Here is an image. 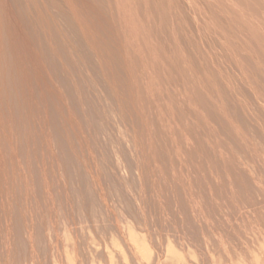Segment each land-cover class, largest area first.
Here are the masks:
<instances>
[{"label":"bare ground","instance_id":"1","mask_svg":"<svg viewBox=\"0 0 264 264\" xmlns=\"http://www.w3.org/2000/svg\"><path fill=\"white\" fill-rule=\"evenodd\" d=\"M15 1V0H14ZM32 1V0H31ZM103 1V0H102ZM186 1V3H187V5H189V8H190V10L193 12V13H191L192 15L194 14V16H192V17H189V18H192V24L191 25H193L192 27L194 28V27H196V28H202L200 25L203 23L205 26H206V29L208 28V31L209 30H214L215 31V35L217 34V36L219 37L218 39V41L217 42H219V46H220V49H221V54H220V52L217 54L216 53V55H213L214 57L216 56V57H218V58H216V60L217 59H220L219 57L221 56L222 58V62H226L227 60L226 59H228V64H227V62H226V64H227V66L225 65V63H223L224 65V68H223V66H222V62L220 61V65L219 66H222V68L221 67H218V63H217V66L216 65H213V64H209V62H207L206 64H201L200 63V61L201 60H199V59H197L196 60V58L194 57H192L189 53H187L186 52V50H185V48H183V46H181V43H180V36H182V35H180V33H181V31L183 32V30H184V24H182L183 22H180L181 20H180V18L181 17H183L182 15L180 16V11L181 10H179L180 9V1L179 0H161L160 2H158L159 4H157L156 5V7L154 8V10H156V12L157 13H159L160 14V17L162 18V20H163V22H164V24H163V26H164V28L165 27H169L171 24V20H172V22L174 21V16H176V18H175V24L173 23L172 24V26H170V30H169V32H170V37H171V39H172V43L171 44H173V49H172V54H170L169 52H167V50H165V48H163V47H161L162 49L161 50H158L157 49V47H155V45L156 44H158L159 46H160V44L157 42L155 45L153 44L154 42V40L152 41V35H150V30H151V32H152V29H148L147 28V26L145 25V21H144V19L140 16V13H139V11H138V7H140L139 6V3H137V0H113V4H114V6L112 7V8H115L116 10H117V16L119 17V20H118V24L116 23V22H114V24H113V26H115V28H117V27H121V30H119L118 29V31H116V32H114L115 30L113 29L112 30V32L115 34L116 33V38H117V40H118V45H117V47H116V45H114L112 42H110L113 46H115V47H111V45H109L110 43H108L107 41H112V40H110L111 39V37H109V34L111 33V35H112V32L111 31H109L110 33H108L107 35H105L104 34V36H106V38L108 37L109 38V40H108V38L107 39H105V37L103 36V31H101L102 29L101 28H104V24L102 23V22H100L101 20H100V17L99 16H97V15H94V13H97V10L94 8V7H91L90 6V4H89V2H87L89 5H87L86 3H85V0H66V3L68 4L67 6H69V10L71 11V14H69V13H66L64 10L63 11H60L57 7V11L59 12V16H60V18L59 19H61L62 21H63V23H64V30H62L63 31V34L64 35H62V39H63V41H64V43L62 42V44H63V47H61L60 48V46L59 45H57V43L56 42H58V40L60 39V38H58V40L56 39V37H57V34H53L52 32H51V30H50V25L48 26V28H47V26H46V28L44 27L45 25H48L49 23L47 22V20H44V22H47V23H45V25H43V28H42V26H40V25H42V24H40L39 23V26L42 28L41 30H43L42 32H44V34H45V36L47 37V41H49V46H47L46 47V49H45V47L44 46H40L41 44H40V42H38V38H37V36H36V31H35V33H34V31L33 30H31V27H32V23H31V21H27V19L23 16V14H16V12L15 11H13L12 9H11V7H10V3L8 4L7 2H8V0H7V2L5 1V0H0V30L1 31H3V33H5V35L7 36V40L9 41V47L10 48H12L11 49V53H12V55L11 56H13V62L11 63V64H13V69L14 70H12L11 72H13L14 71V73L16 74V78H14V79H16V85H17V83H19L21 86H25V88L26 89H28V91L30 92V95H31V98H29L30 100H33L32 102L33 103H36L35 101H36V99L34 100L33 98H32V95L33 94H36V91H35V89L33 90V88L34 87H39L40 89H41V91H42V95H43V99H44V101H45V105L46 104H48V106H52V107H55L57 110V112L59 113V116L62 118V123H64V125L63 126H65V128L63 127V129H64V131H66L68 134H74V136L76 137L75 139L77 140V139H79V141H81V142H77L78 143V145H79V143L81 144L80 145V151L79 152H76V153H73L74 155H75V157H77L76 158V160L78 159H80L81 157H80V155L82 156V158H84V157H88V159L92 162V163H95V167L97 168H95V170H98V169H100V168H98V166H97V164H98V162H100V160H102V159H104V157L105 156H107V155H100V157L102 158H100V160H98L97 161V159H99L98 157H97V154H96V152H93L92 150H91V141H89L88 139H90V138H87L86 137V135L84 134V132H85V130H84V123L86 124V122H82L81 121V119L79 118L80 116H78V113H77V110H75V107H73L74 105H76V107L78 106V107H80L81 108V112H83V114L85 113V110L87 111V113L89 112V111H91V109H89V110H87L86 108H85V105H86V103H87V101H88V95L90 96V95H94V96H96L98 99H96V101L98 100V104H100L99 102H103V103H101V104H103V106H104V104H106V106H104V108L106 107V112L105 113H103V114H105V117H102V116H100L99 114L101 113V115H102V112H98L97 110H99L100 108H101V110L103 109L104 110V108H102V106H100V105H98V104H96L97 102H95L94 103V99H92L93 101H91V99H90V101H88L89 102V104H88V106L90 105V104H92V103H90V102H93L94 104H96L97 106V108L95 109H92V111L91 112H89L90 114H89V116H87V114H86V116H84V117H86V121L89 123V125H91L93 128L92 129H94V126H96V130L97 131H95V132H98V131H101V133H106V134H108V136H109V132L107 131L108 129L110 130V126H109V124L111 125V127H112V120H111V118L114 120V118H115V120H116V122L118 123H116L117 125H120V127L121 126H123L124 127V129H125V131H122V130H124L123 128L120 130V127H119V131L120 132H118V127L117 126H114V129H113V127H112V129L113 130H115V127H116V129L117 130H115L116 132H118V133H120V134H118V133H116L115 135H116V137L119 139H117L118 141H114L112 138V140L113 141H111V143H113V146H115L116 148H117V150L115 149V147H114V149H113V156H111V157H109L108 159H111L110 161V163H109V166H110V164L112 165V167H114L115 169L114 170H112V168H111V170L109 171L108 169V171L106 170V166L104 167V165L103 164H105V163H102V164H100L103 168H105V169H100L99 171H101L102 173H104L103 175L104 176H107L106 178L107 179H109L108 181H110L111 180V178L112 179H114V175H113V177H112V174L114 173V174H116L115 176L116 177H118L117 176V174H119L120 173V177H123L124 176V174L123 173H125V171L124 170H126L125 169V167H123V170L122 171H124V172H122L121 171V169L122 168H120L122 165L124 166V164L122 163V162H124L123 160L124 159H126V161L128 160V165H130L131 167V169H132V173H135V175H137L138 177L136 178L135 177V179H134V177H133V179L131 180L133 183H132V192L130 191V187L128 186L129 184H130V182L126 185V181H124V182H126V183H124L125 184V187H126V189H125V187H122V185H115L114 183L116 182L115 180L116 179H114V180H112V183H110L112 186L109 188V189H111L112 191L115 189V191H117V189L116 188H114L113 186H121L122 188H121V190L124 188V190H127L128 192H129V194L127 195V194H125V195H127V196H129V197H127V196H125L124 194H122V192H125V193H128V192H126V191H122L121 192V190H120V188H118L119 189V191H117V192H115V195L116 194H118V195H116L118 198L116 199V197L115 196H112L111 194H114V193H111L110 194V192H111V190H109L108 189V191H109V194H110V196L109 197H112L111 199L112 200H115L116 199V202H118V199H119V201L121 202V200H120V198L124 201V203H125V201H127V199L128 200H130V198L132 199V206H131V203H130V207H126V208H128L127 210H128V213L130 212L129 210L132 208V210H131V213H129V216L131 217V214H132V223H131V221H129V222H127V221H125L124 220V223L126 222V226L125 227H120V226H118L116 229H117V231H115V233H112V231H110L111 229H110V227L109 228H107V229H110L109 231H110V233L108 234L107 232H109V231H107V229H104V231L105 232H103V236H104V238L102 237V236H98V237H100L102 240H104V242L106 241L105 240V235L106 236H109V238L107 237L106 239H108L109 241L111 240L112 241V239L113 240H115V239H119V237H121L122 236V234H123V237H127V239H126V245H125V243L123 242V243H121V244H118L116 241H118V240H115V242H113L112 244H113V250L112 249H109V244H111V241L110 242H108V245H107V243L105 244V249H104V254H105V256L108 258V262H109V264H115V257H118V258H116V260L118 261V262H120L121 264H198V262L195 260V259H193V258H195L196 256H197V252L199 251V249L200 248H198V247H200V246H198V244H201V243H199L198 241L199 240H202V239H200L199 238V236L201 237V235H202V237L201 238H203V240H202V245H203V251L201 250V252L200 253H202L201 255H203L205 252H206V254H204V256L206 255L207 256V259H206V264H244L245 262V264H247L248 262H250V263H253V264H264V260L263 259H261L263 256V253H261L262 255V257L260 258V256L255 252L256 250H261L262 249V247H263V249H262V251L264 250V240H263V235H264V225L262 224V223H264V219L262 220V217H260L259 215L257 216V217H259V220H260V218H261V220H260V222H261V226L259 227V225L257 226V224H259V223H257L255 226H257L258 228H256V227H252V223L250 224V223H248L249 225H250V229L252 230V228H253V230H255L254 228H256V230L258 229V230H260L261 229V231H263L262 233H263V235L261 234V232H260V235H258L257 236V234H256V232H255V234H256V237H252L253 235H254V231L252 232L248 227H247V222L249 221L248 220V218L249 217H252L253 218V216H251L252 214L253 215H257L256 214V212H258V214H260L259 212H262V214L264 213V206H263V208L262 207H260L261 208V210L262 211H260L259 209H257L259 206H260V204H261V206L262 205H264V200H262V199H264L263 197L261 198V200H262V203H258L259 202V200H260V195H261V193L259 192V191H261V192H264V0H216L217 2H215V0H185ZM37 2V1H36ZM111 2V1H110ZM138 2H139V0H138ZM144 2H146L145 4H146V6L148 5V2H149V0H147V1H144ZM168 2V3H167ZM182 2H184V1H182ZM198 2H202V3H204L205 4V6H207L206 8H205V10H204V13L205 12H207L206 14L209 16L211 13H213V14H211L210 16L212 17V18H206L207 17V15H206V17H204L205 16V14H203V16H201V13H200V9H199V7H198ZM51 3V2H50ZM36 4V3H35ZM183 4H185V2L183 3ZM182 4V5H183ZM51 5V7L52 6H54L55 7V3L53 4V3H51L50 4ZM93 5V4H92ZM112 5V4H111ZM141 5V4H140ZM187 5H186V7H187ZM19 6V5H18ZM47 6H49V5H47ZM58 6V5H57ZM166 6H168V7H166ZM205 6H202L203 8L205 7ZM144 7V6H143ZM149 7V6H148ZM147 7V8H148ZM13 8V7H12ZM37 8V7H36ZM47 8V7H46ZM56 8H54V9H56ZM147 8H145V10H147ZM150 8V7H149ZM153 8V7H152ZM61 10H62V8H60ZM99 9V8H98ZM207 9H209V10H211V12L208 14V11H207ZM17 10V9H16ZM96 12H95V11ZM103 10V9H102ZM112 10V9H111ZM189 10V11H190ZM212 10H213V12H212ZM174 11V12H173ZM182 11H183V9H182ZM143 12V11H142ZM149 12H150V10L149 11H147V13L149 14ZM225 12H227V13H229V15H228V17L229 16H232V19H233V21H234V23L232 22V19L230 20L231 21V23H233V26L235 27V28H237V32L235 31V29L233 28V26H232V28L230 27V26H228V23H226L227 21H229L228 20V17H226L225 15H223ZM203 13V12H202ZM226 13V14H227ZM197 14H199V18H201V21H202V23L200 22V20H198V18H196V15ZM42 15V14H41ZM57 15L58 14H56V17H57ZM40 16V15H39ZM43 16V15H42ZM96 17L95 19H93L92 17ZM198 16V15H197ZM220 16H221V18L223 19V17L222 16H224L225 18H224V21H225V19L227 18V21H225V22H223V23H225V24H219V18H220ZM41 17V16H40ZM56 17H54V18H56ZM154 17V16H153ZM187 17V16H186ZM43 18V17H42ZM45 18V17H44ZM48 20H51V23L52 22H54V20H56V19H53V21H52V19H50L49 17H46ZM45 18V19H46ZM146 18V17H145ZM161 18H160V20H161ZM188 18V17H187ZM186 18V19H187ZM231 18V17H230ZM181 19H183L182 21H184L185 22V19L184 18H181ZM221 19V20H222ZM103 20V19H102ZM220 20V21H221ZM147 21H149V19L147 20ZM146 21V22H147ZM61 22V21H60ZM221 23H222V21H221ZM202 24V26H204ZM108 25V24H107ZM106 25V26H107ZM153 25V24H152ZM155 25V24H154ZM153 25V26H154ZM186 25L188 26L189 25V23H188V20H187V22H186ZM191 25H189V26H191ZM221 25V26H220ZM224 25L226 26V27H230L229 29L230 30H232V29H234V32L233 33H230L231 31L230 30H228L226 27V29H223L224 28ZM152 26V27H153ZM150 28H151V26H149ZM160 27V26H159ZM186 27V26H185ZM106 28V27H105ZM105 28H104V33L105 32H107L106 30H105ZM107 28H108V26H107ZM106 28V29H107ZM110 29H112L111 27H109ZM187 28V27H186ZM185 28V29H186ZM51 29H54L53 28V26L51 27ZM61 29H63V28H61ZM166 29V28H165ZM203 29H205V27L203 28ZM55 30H57V29H55ZM184 31H186V30H184ZM198 31H200V29L198 30ZM197 31V32H198ZM202 31V30H201ZM204 31V30H203ZM57 32V31H56ZM59 32V31H58ZM101 33H102V35H101ZM199 33V32H198ZM210 33V32H209ZM114 34L112 35L113 37H114ZM152 34V33H151ZM211 34V33H210ZM56 35V36H55ZM110 35V36H111ZM187 35V34H186ZM199 35V34H198ZM212 35V34H211ZM210 35V36H211ZM214 35V34H213ZM3 36V35H2ZM54 36H55V38H54ZM201 36V35H200ZM209 36V35H208ZM209 36V37H210ZM142 38V44L144 45L143 47H141L140 46V44L138 43V40H139V38ZM168 37V36H167ZM186 37V36H185ZM202 37V36H201ZM208 37V38H209ZM182 38V37H181ZM193 38H194V36H193ZM193 38H189L188 37V42H187V44L189 43H191V41H193V40H190V39H193ZM207 38V39H208ZM1 39V38H0ZM3 39V38H2ZM62 39H60V42H61V40ZM196 39H198V38H196ZM203 39H204V37H203ZM57 40V41H56ZM187 40V39H186ZM206 40V39H205ZM222 40V41H221ZM3 41V40H2ZM46 41V42H47ZM158 41V40H157ZM198 41V40H197ZM164 42V41H163ZM184 42V41H183ZM194 42V41H193ZM192 42V43H193ZM209 42H210V40H209ZM217 42H213V44H212V46L216 43V44H218ZM37 43L39 44V47H44V51H42V49H40L39 47H37L38 45H37ZM185 43V42H184ZM191 43V44H192ZM211 43H212V41H211ZM211 43L209 44V45H211ZM0 44H1V42H0ZM61 43H60V45H62ZM5 45V44H4ZM132 45H135V47L136 48H134V54H133V52H132ZM197 45V44H196ZM204 45V44H203ZM46 46V45H45ZM65 46V47H64ZM157 46V45H156ZM193 46H195V45H193ZM199 46V45H198ZM205 46V45H204ZM215 46V45H214ZM218 47V46H217ZM2 48V47H1ZM7 48V47H6ZM39 48V49H38ZM66 48H68V50L67 51H65V49ZM114 48V49H113ZM188 48V47H187ZM193 48V47H192ZM196 47H194V49H195ZM201 48H202V46H201ZM214 48V47H213ZM213 48H212V52L214 51L213 50ZM215 48H216V46H215ZM200 48L199 47H197V50H199ZM203 49H205V48H202L201 50L202 51H205V50H203ZM206 49H207V47H206ZM39 50H41V51H39ZM216 50V49H215ZM201 51V52H202ZM217 51V50H216ZM215 51V52H216ZM219 51V50H218ZM217 51V52H218ZM4 52V51H3ZM2 52V53H3ZM67 52V53H66ZM68 52H69V54H68ZM207 52H208V50H206V52H204L205 54H207ZM210 52V51H209ZM215 52H213V53H215ZM5 53V52H4ZM7 53H9V52H7ZM169 53V54H168ZM203 53V52H202ZM203 53V54H204ZM133 54V55H132ZM201 54V53H200ZM199 54V55H200ZM204 54V55H205ZM210 53H208V55H209ZM212 54V53H211ZM210 54V55H211ZM220 54V55H219ZM198 55V56H199ZM217 55H219V56H217ZM196 56V55H195ZM206 56V55H205ZM204 56V58H203V56L201 57L202 59H205L206 57ZM212 56V55H211ZM10 57V56H9ZM210 57V56H209ZM213 57V58H214ZM12 58V57H11ZM55 58H58V59H60V62H61V66L58 68L57 66H58V63H57V65H56V63H55V65L56 66H54L53 64H54V62H53V60L55 59ZM211 58V57H210ZM223 58L226 60H223ZM215 59V58H214ZM220 59V60H221ZM10 60V59H9ZM206 60V59H205ZM204 60V61H205ZM7 61V60H6ZM55 61V60H54ZM197 61L199 62L198 64H197ZM215 61V60H214ZM230 61V62H229ZM52 64V65H51ZM201 64V65H200ZM9 65V64H8ZM3 66V65H2ZM118 66V67H117ZM149 66H151V67H153L154 68V70H156V72H155V76H156V74L157 75H159V78H161L162 76H160L161 74H160V72L162 71H164V69H166L167 70V82H171L172 81V83H173V79L175 80V78L177 79V80H182V84L184 83V84H186L185 86L187 87L186 88V94H185V97H184V101H186L187 102V107H188V110H190V112L191 113H188V114H186V111L185 112H183V113H181V111L182 110H184V109H181L180 110V106H179V108H178V105L176 106V109L175 110H180V111H176V113H181L182 115L184 114L186 117H187V115H188V119H189V116L191 115V116H193L192 114H194V116H195V118H197V121H198V119H199V124L198 123H195V122H193V121H191V123H189L190 122V120H189V122H186L184 119L186 118L184 115L182 116H180L181 118H179V119H177L176 118V120H180V121H178L179 123L180 122H182V125H181V123H180V126H178L177 127V131L178 132H176L175 130L176 129H174L173 127H172V123L174 122V124H176L177 125V123H175V122H177L176 120H174L173 118V122L171 123L170 122V119H171V117H170V119L168 120V122L166 123L169 127H171V128H173L172 129V131H174L173 132V134L171 133V135L172 136H175V134H177V136H178V134H179V136L177 137L178 138V140L180 139V141L178 142V140L175 138V137H170L171 138V140H172V138H173V143H172V141H171V144L175 147V150L174 149H172L173 150V155H168V156H166V157H168V159H169V163L172 165V169L175 171V169H177V168H174V166L175 165H177V163L175 162V161H177V162H179V165H184V163L186 162V163H189L188 165H190V162H192V164H194V167H195V169L196 170H194L193 169V171H191V172H195L196 174V176H190V177H192V178H190L189 177V175H190V173H188L189 175H187V178L189 179V181L188 180H186L185 181V179H186V177H184L185 179H183L181 176H178L179 175V173L176 175L175 174V172L173 171V170H169V171H173L170 175H171V179H173V187L172 186H170L171 188H176L175 190H178V189H180L182 192H186L187 194H188V196L189 197H187L188 198V201H185V200H183V199H181L180 201H181V203H179V200H178V198H177V201H178V203L177 204H179L178 206H177V204H176V199H174V197L176 198L177 196H174L173 198H172V200L174 199V205L175 206H177V208L175 207V206H173L172 204L173 203H171V202H173L172 200H170V198L169 197H171V196H169L168 198H169V200L171 201V202H166V203H160L161 202V200L159 201L158 200V198H161L160 196H158V195H162L163 196V194L162 193H164V191H165V193H166V191H169V190H167V188L168 189H170L169 188V186L167 187V185H170V184H168L167 183V181L168 180H171V179H169L170 178V175H167V173L166 172H164V167H162V165H161V163L163 164V155H164V153H163V155L159 152L158 153V151L155 149V144H154V142H155V139L152 141L151 139H149V138H147V139H149L148 141H147V143H145V141L143 140V133L141 132L142 130H140L139 131V129L138 130H136V129H134V131H132V115H133V112L132 111H134V113H136V116L137 115H139V111L141 112V115L143 114V116H146L145 114V112L147 111L146 109L148 108V107H145V106H147V104H149L150 102H151V99H153V97H155V96H157V93H159V95L162 93L161 91H160V86H158L159 84H158V81H157V79H155V76H153L152 74H151V72L152 71H150L149 70ZM226 66V67H225ZM10 67V66H9ZM117 67V68H116ZM4 68H5V66H4ZM4 68H3V70H4ZM7 68V67H6ZM11 68V67H10ZM118 68H121V69H123V71L125 72V76L123 77L119 72H118ZM163 69V70H162ZM6 70V69H5ZM4 70V73L6 72ZM11 70V69H10ZM10 70H8L7 69V72L8 71H10ZM82 70H85V71H87L88 72V79L86 78V77H83V74L82 75H76V72L77 71H82ZM120 70V69H119ZM161 70V71H160ZM10 73V72H9ZM153 73V72H152ZM13 74V73H12ZM3 75V74H2ZM9 75H11V74H9ZM8 76V75H7ZM166 76V75H165ZM1 77V76H0ZM61 79H63L62 81L60 80V78ZM5 78H6V76H5ZM13 78V77H12ZM158 78V77H157ZM148 79V80H147ZM56 80V81H55ZM143 80L144 81H148V82H146L147 84H143ZM162 80V79H161ZM169 80V81H168ZM65 81H67V84L69 85V87H70V89L72 88V91H70V92H72V93H70L69 91H68V89L66 90V91H64V90H62V88H68V85H65L64 83H65ZM133 81V82H132ZM160 81V80H159ZM13 82V81H12ZM12 82H9V84L10 83H12ZM61 82H64L63 84L66 86V87H64V85L61 83ZM14 83V82H13ZM145 83V82H144ZM63 85V86H60V85ZM167 84V83H166ZM7 85V84H6ZM11 85V84H10ZM13 85V84H12ZM11 85V86H12ZM16 85H14L13 87L15 88L16 87ZM19 85V86H20ZM174 85V84H173ZM20 86V87H21ZM1 87V86H0ZM7 87H9V86H7ZM60 87H62V88H60ZM170 87H171V85H170ZM169 87V89H171ZM172 88H173V86H172ZM11 89V88H10ZM17 89H19L18 88V86H17ZM23 89H24V87H23ZM69 89V90H70ZM169 89H168V91H169ZM174 89H176V88H174ZM179 90V89H178ZM35 93H34V92ZM11 92H12V90H11ZM16 92H17V94H19L20 93V91H19V93H18V90H16ZM133 92V93H132ZM182 92V91H181ZM181 92H179V94L181 93ZM184 92V91H183ZM14 93V92H13ZM22 93V92H21ZM26 93H27V91H26ZM26 93L24 94V95H26ZM33 93V94H32ZM171 93V92H170ZM1 94V93H0ZM6 94V93H5ZM16 94V95H17ZM23 94V93H22ZM179 94H176L175 93V96H177V95H179ZM183 94V93H182ZM181 94V95H182ZM183 94V95H184ZM28 95V94H27ZM26 95V99H27V97H29V95L27 96ZM164 94H162V96H163ZM181 95H180V97H181ZM11 96V95H10ZM35 96V95H34ZM161 96V95H160ZM165 96V95H164ZM163 96V97H164ZM13 97H14V94H13ZM35 97H37V96H35ZM179 97V96H178ZM1 98V97H0ZM24 98H25V96H24ZM156 98V97H155ZM154 98V99H155ZM158 98H160V97H158ZM169 98V97H168ZM174 98H176V97H174ZM23 99V98H22ZM25 99V100H26ZM28 99V100H29ZM153 99V100H154ZM161 99V98H160ZM10 100V99H9ZM8 100V101H9ZM28 100H27V102H28ZM29 100V101H30ZM156 100H158V99H155V103L157 104V102H156ZM178 100V99H177ZM7 101V100H6ZM19 101H21V99L19 100ZM24 101V100H23ZM160 101V100H159ZM158 101V102H159ZM163 101V100H162ZM173 102H178V101H174V100H172ZM183 101V100H182ZM31 101H30V110H32L30 113H28V118H27V116H26V114H25V116H26V118H27V123H28V125H29V122L28 121H30V123L33 121L32 119H34L35 118V115H33V113L32 112H35L36 113V111L35 110H37V109H35L33 106L35 105V104H33ZM72 102H73V106L72 105H70V103L72 104ZM105 102V103H104ZM161 102V101H160ZM164 102V101H163ZM169 102V101H168ZM19 103V102H18ZM25 103V102H24ZM152 103V102H151ZM151 103L149 104V105H151ZM178 103H180V102H178ZM23 104V103H22ZM33 104V105H32ZM169 104V108H171V106L173 107V109H174V106L173 105H175V104H173V105H170V102L169 103H167V105ZM182 103H180L179 105H181ZM184 104V103H183ZM14 105V104H13ZM19 105V104H18ZM26 105V104H25ZM28 105V104H27ZM166 105V106H167ZM3 106V105H2ZM11 106V105H10ZM35 106H37L38 107V105H35ZM91 106V105H90ZM89 106V107H90ZM100 106V107H99ZM153 105H151V107H152ZM160 106V105H159ZM1 107V106H0ZM4 107V106H3ZM17 107V106H16ZM24 107V106H23ZM92 107V106H91ZM186 107V106H185ZM184 107V108H185ZM26 108V107H25ZM40 108V107H39ZM38 108V109H39ZM46 108H49V107H47L46 106ZM88 108V107H87ZM93 108V107H92ZM154 108H155V106H154ZM167 108V107H166ZM178 108V109H177ZM7 109V108H6ZM17 109H19V108H17ZM28 109V110H29ZM35 109V110H34ZM145 109V110H144ZM149 109H150V107H149ZM172 109V108H171ZM171 109H169V110H171ZM187 109V108H186ZM20 110V109H19ZM22 110V109H21ZM29 110V111H30ZM43 110V109H42ZM41 110V111H42ZM51 110H53V109H51ZM151 110H152V108H151ZM154 110V109H153ZM156 110V113H158L157 112V109H155ZM154 110V111H155ZM160 110V109H159ZM161 110H163V109H161ZM1 111V110H0ZM4 111V110H3ZM9 111V110H8ZM26 111H27V109H26ZM28 111V112H29ZM41 111H39V112H41ZM44 111V110H43ZM172 111H174V110H172ZM171 111V112H172ZM2 112V111H1ZM0 112V113H1ZM22 112H23V110H22ZM104 112V111H103ZM166 112V111H165ZM167 112H169L168 110H167ZM175 112V111H174ZM189 112V111H188ZM9 113V112H8ZM32 113V115H29V114H31ZM38 113V112H37ZM44 115H45V113L44 112H42ZM99 113V114H98ZM155 113V114H156ZM160 113V112H159ZM163 113V112H162ZM173 113V112H172ZM180 113L178 114V115H180ZM7 114V113H6ZM14 114H15V112H14ZM41 114V113H40ZM42 114V115H43ZM8 115V114H7ZM7 115H5V116H7ZM10 116H12L11 114H9ZM39 116L38 118H37V120L38 119H43V118H45V116ZM50 115H53V114H50ZM58 115V114H57ZM85 115V114H84ZM140 115V116H141ZM160 114H158V116H159ZM164 115V114H163ZM24 116V115H23ZM24 116V117H25ZM29 116H33L34 118H32V117H29ZM47 116V119L48 118H50V116L49 115H46ZM83 116V115H82ZM171 116V115H170ZM41 117H43V118H41ZM142 117V116H141ZM160 117H161V115H160ZM166 117H168V116H166ZM172 117H173V115H172ZM13 118V117H12ZM103 118H105V120L103 119ZM107 118H109V119H107ZM136 118V117H135ZM193 119L192 117H191V120L193 119V120H195L196 121V119ZM17 119V118H16ZM30 119V120H29ZM46 119V120H47ZM52 121L54 120V119H52V118H50ZM85 119V118H84ZM152 119H154V118H152ZM161 119V118H160ZM159 119V120H160ZM7 120V119H6ZM32 120V121H31ZM35 120V123H36V118L34 119ZM45 120V121H46ZM111 122H109V121ZM148 120V119H147ZM3 121L4 120H2V124H3ZM48 121V120H47ZM105 121H108L109 123L108 124H106V122ZM138 121H139V119H138ZM141 121V120H140ZM144 121V120H143ZM155 121H157V120H155ZM160 121H162V120H160ZM188 121V120H187ZM196 121V122H197ZM5 122V121H4ZM16 122H17V120H16ZM24 122V121H23ZM26 122V121H25ZM34 122V121H33ZM58 122V121H57ZM158 122V121H157ZM0 123H1V118H0ZM9 123V122H8ZM40 122L38 121V123L37 124H39ZM49 123H50V121H49ZM48 123V124H49ZM54 123H55V120H54ZM113 123H115V121H113ZM147 123H149L148 121H146V124ZM164 123V122H163ZM178 123V124H179ZM41 124H43L44 125V123L42 122ZM48 124H46V126H45V129H46V127H48V126H51V124L50 125H48ZM93 124V125H92ZM115 124V125H116ZM5 125V124H4ZM24 125V124H23ZM42 125V126H43ZM48 125V126H47ZM86 125H88V124H86ZM149 125V124H148ZM148 125H146L147 127H148ZM153 125V124H152ZM200 125L201 126H203L204 128H205V130L207 131V132H209V133H207V134H209L210 136L212 135V136H214L213 138H216V140H213V138L211 139V140H208V139H200V138H197L196 136H193V135H191L190 137H188V135H187V133L186 132H188L189 134L191 133V132H194V130H196V129H198L197 127H200ZM17 126V125H16ZM33 126V125H32ZM36 127L38 126V125H35ZM43 126V127H44ZM58 126V125H57ZM60 126V125H59ZM58 126V127H59ZM141 126H142V123H141ZM154 126V125H153ZM158 126H160V125H158ZM0 127H1V124H0ZM3 127V129H5V127L4 126H2ZM2 127L0 128V132L2 133ZM7 127V126H6ZM30 127V126H29ZM36 127H34V128H36ZM40 127V126H39ZM52 127V126H51ZM50 127V129H52ZM54 127V126H53ZM90 127V126H89ZM143 127V126H142ZM162 127V126H161ZM174 127H176V126H174ZM180 127H183V128H180ZM8 128V127H7ZM22 128V127H21ZM24 128H28V127H24ZM49 128V127H48ZM66 128H68V129H66ZM137 128V127H136ZM140 128V127H139ZM153 128V127H152ZM151 128V129H152ZM202 128V127H201ZM204 128H202V129H204ZM12 129V128H11ZM14 129H15V127H14ZM23 129V128H22ZM29 130H31L32 129V127H31V129L30 128H28ZM28 129H27V131H28ZM37 129V128H36ZM56 129V128H55ZM60 129V128H59ZM57 130L56 129V132H60V130ZM90 129H91V127H90ZM91 129V131L93 132V130ZM149 129V128H148ZM147 129V130H148ZM162 129V128H161ZM201 129V130H202ZM13 130V129H12ZM33 130V129H32ZM41 131H40V133L41 134H37V135H42V140H43V142H45V141H47L48 140V142H50V140L52 141V136H53V134H56V132H55V130H47L46 129V133L47 134H49L47 131H50L51 133V138L50 139H48L49 137H46L47 138V140H45L44 138H45V136H46V133L44 134V129H40ZM42 130L44 131L43 132V134H42ZM84 130V131H83ZM95 130V129H94ZM146 130V131H147ZM160 130V129H159ZM163 130H165V129H163ZM199 130V129H198ZM26 131V132H27ZM52 131H54V133H52ZM70 133H69V132ZM197 131V130H196ZM202 131H204V130H202ZM72 132V133H71ZM154 132H156V131H154ZM165 132V131H164ZM167 132V131H166ZM199 132H200V130H199ZM205 132V131H204ZM35 133H36V131H35ZM35 133H34V135H35ZM99 134V136L100 135H102V134ZM104 133H103V135H104ZM114 133V132H113ZM161 133V132H160ZM169 133V132H168ZM27 134V133H26ZM33 134V133H32ZM60 134V133H59ZM92 134V133H91ZM96 134V133H95ZM151 135H149V136H152V134H153V131H152V133H150ZM156 134V133H155ZM159 133L157 132V134L156 135H158ZM197 134V133H196ZM4 135H7V134H4V132H3V134H0V136H4ZM15 135H16V133H15ZM29 135V134H28ZM45 135V136H44ZM85 135V136H84ZM98 135V134H97ZM117 135H119V137L117 136ZM160 135V134H159ZM158 135V136H159ZM163 135V134H162ZM165 135V134H164ZM169 135V134H168ZM195 135V134H194ZM32 137H33V135H31ZM31 136H29L28 138L30 139L31 138ZM44 136V137H43ZM48 136V135H47ZM57 139H55V137L53 138V140L55 141V143H54V141H53V143L51 142V144H48V142H46L47 143V145L48 146H46V147H48L47 149H49V147L51 148V149H54V150H56L57 152H58V148H54V147H56V145H57V147L59 146H61L62 148H61V153H62V151L63 150H67L66 149V147H64V146H62V145H60V144H62L61 142H62V140H61V142H60V144H59V141H57V140H60L59 139V136L56 134V135H54ZM61 136V135H60ZM69 136V135H68ZM72 136V135H71ZM110 136L112 137V133L110 134ZM155 136V135H154ZM154 136H152V137H154ZM161 136V135H160ZM166 136V135H165ZM170 136V135H169ZM7 137V136H6ZM22 137V136H21ZM35 137H36V135H35ZM93 137H94V135H93ZM96 137V136H95ZM107 137V136H106ZM114 137V136H113ZM162 137V136H161ZM161 137H159V138H161ZM180 137V138H179ZM5 138V137H4ZM3 138V139H4ZM26 138V137H25ZM27 138V139H28ZM64 138V137H63ZM69 138H70V136H69ZM87 138V139H86ZM163 138V137H162ZM167 138V137H166ZM0 139H1V137H0ZM21 139V138H20ZM36 139H38V137L36 138ZM40 139V138H39ZM61 139H62V137H61ZM72 139V141H74V138H71ZM105 139V138H104ZM107 139H108V137H107ZM110 139V138H109ZM110 139V140H111ZM10 140V139H9ZM24 140V139H23ZM26 140V139H25ZM34 140H35V138H34ZM88 140V141H87ZM110 140H108V143H110L109 141ZM15 141V140H14ZM14 141H13V143H14ZM56 141L58 142V144H56ZM78 141V140H77ZM157 141V140H156ZM165 141V140H164ZM0 142H1V144H2V146H4L3 144L4 143H2V139L0 140ZM16 142V141H15ZM30 142H31V140H30ZM42 142V143H43ZM5 143H7V142H5ZM17 143V142H16ZM28 143V142H27ZM34 143V142H33ZM36 143V142H35ZM38 143V142H37ZM41 143V142H40ZM41 143V144H42ZM98 143H100V142H98ZM98 143H96L95 145H98ZM106 143V142H105ZM114 143H116L117 144V146L116 145H114ZM158 143H160L159 142V140H158ZM157 143V145H159ZM198 143V146H195V144H197ZM0 144V145H1ZM9 144V143H8ZM26 144V143H25ZM31 144H32V142H31ZM44 144V143H43ZM52 144H53V146H52ZM63 144H65L64 142H63ZM16 145V144H15ZM33 145V144H32ZM51 145V146H50ZM66 145V144H65ZM68 145V144H67ZM2 146L0 147V151H2ZM12 146V145H11ZM29 146V145H28ZM34 146H37V145H34ZM34 146H32V148L34 147ZM107 146H108V144H107ZM111 146V145H110ZM7 147V146H6ZM14 147V146H13ZM16 147V146H15ZM39 147H41V145L39 146ZM43 147H45V145H43ZM53 147V148H52ZM199 147H201V149H202V147L204 148V150H202L201 152L199 151L200 150V148ZM207 147V148H206ZM3 148H5V146L3 147ZM10 148V147H9ZM37 148V147H36ZM68 148V147H67ZM172 148V147H171ZM42 149V148H41ZM46 149V150H47ZM50 149V150H51ZM60 149V148H59ZM63 149V150H62ZM99 149H100V151H101V146L99 147ZM6 150V149H5ZM11 150V149H10ZM14 150V149H13ZM43 150H45V148L43 149ZM111 150V149H110ZM148 150V151H147ZM171 150V149H170ZM208 150V151H207ZM55 151V154H58L57 152ZM109 151V150H108ZM203 151H204V153H203ZM207 151V153H205ZM211 152V153H208V152ZM3 152V151H2ZM2 152H0V156H2L1 154H3ZM5 152H7V151H5ZM60 152H59V154H60ZM66 151H64V153H65ZM74 152V151H73ZM107 152V151H106ZM111 152V151H110ZM11 153V152H10ZM18 153V152H17ZM27 153V152H26ZM52 153H54V152H51V154ZM64 153H62V154H64ZM72 153V152H71ZM103 153V152H102ZM102 153H100V154H102ZM127 153H129L130 155H127L130 159H131V161H134V162H132L131 163V161L128 159V157L127 158H124L123 159V157L127 154ZM167 153V152H166ZM170 153V152H169ZM168 153V154H169ZM213 153V155H210V154H212ZM13 154V153H12ZM46 155L45 153H41V155ZM55 154H52V155H55ZM62 154H60V155H62ZM67 154V155H66ZM64 156L62 155V157H65V156H67L68 157V153H66ZM105 154V153H104ZM107 154H108V152H107ZM111 154V153H110ZM122 154L124 155V156H122ZM43 155H42V157H43ZM47 155H49V154H47ZM47 155L46 156H44L45 158L47 157ZM72 154H70L69 156H70V159H72L73 158V156H71ZM3 156H4V154H3ZM7 156V155H6ZM10 156V155H9ZM27 156V155H26ZM35 156V155H34ZM40 156V155H39ZM49 156H51V155H49ZM133 158V159H135V160H133L131 157ZM13 157H14V155H13ZM20 157H22V156H20ZM24 157V156H23ZM22 157V158H23ZM37 157V156H36ZM44 157H43V159H44ZM52 157V158H51ZM50 157V159L52 160L53 159V157L54 156H51ZM108 157V156H107ZM34 158V157H33ZM56 158V157H55ZM54 158V159H55ZM97 158V159H96ZM2 158L0 157V160H1ZM47 159V158H46ZM46 159L42 162V165L43 164H45L46 163ZM65 160H63V163H65L66 162V160H67V162H66V164H67V166H73V169L75 168V166H74V164L72 163V162H74V161H76V160H74V161H70L69 159H66V158H64ZM75 159V158H74ZM85 159V158H84ZM87 158H86V160H88ZM107 159V158H106ZM107 159V160H108ZM123 159V160H122ZM166 159V158H165ZM168 159H167V161H168ZM3 160V159H2ZM1 160V161H2ZM9 160V159H8ZM13 160H14V158H13ZM30 160V159H29ZM36 160H37V158H36ZM47 160H49V157H48V159ZM56 161H54V162H56L57 163V161H59V159H55ZM62 160L60 161L61 163H62ZM73 160V159H72ZM151 160H153V164H154V169H152V168H150V162H151ZM5 161V160H4ZM15 161H16V159H15ZM20 161V160H19ZM23 161V160H22ZM38 161V160H37ZM68 161H70L69 163L71 164V165H68ZM122 161V162H121ZM129 161H130V164H129ZM7 162V161H6ZM9 162V161H8ZM30 162V161H29ZM32 162V161H31ZM30 162V163H31ZM53 162V161H52ZM51 162V164H50V170H51V174L52 173H54L53 172V170H55V169H53V168H51V166H54L55 165V163L53 164ZM79 162V161H78ZM84 161L82 160V163H83ZM2 163V162H1ZM13 163H14V161H13ZM25 163V162H24ZM61 163H59L58 162V165H60ZM62 163V164H63ZM75 163V162H74ZM80 163V162H79ZM85 163V162H84ZM92 163H90L89 162V164H91V165H89V166H91L92 167ZM125 164H126V162H124ZM168 163V164H169ZM185 163V164H186ZM10 164V163H9ZM17 164V163H16ZM21 164V163H20ZM23 164V163H22ZM21 164V165H22ZM32 164V163H31ZM34 164V163H33ZM32 164V165H33ZM38 164V163H37ZM37 164H35V165H37ZM73 164V165H72ZM88 164V163H87ZM87 164H86V167H87ZM122 164V165H121ZM167 164V163H166ZM166 164H163V165H165L166 166ZM175 164V165H174ZM24 165V164H23ZM30 165V164H29ZM40 165V164H39ZM47 163H46V165H45V167L44 166H42L43 167V170L45 171V169L44 168H46L47 167ZM78 165H80V164H78ZM77 165V166H78ZM94 165V164H93ZM105 165H107V164H105ZM121 165V166H120ZM174 165V166H173ZM187 165V164H186ZM187 165V166H188ZM8 166V165H7ZM16 166V165H15ZM18 166H20V165H18ZM31 166V165H30ZM66 165H63V166H59L58 168H59V170L61 169V171L60 172H63L64 171V167H67ZM80 166H85V165H80ZM87 167V169L85 168V170L87 171L88 170V172H90L92 169L90 168V167ZM108 166V165H107ZM127 166V165H126ZM168 166V165H167ZM205 166H206V168H205ZM12 167V166H11ZM21 167V166H20ZM26 167H27V165H26ZM38 167V166H37ZM55 167V166H54ZM60 167H62V168H60ZM100 167V166H99ZM129 167V166H128ZM176 167V166H175ZM180 167H182V166H180ZM179 167V168H180ZM22 168V167H21ZM25 168V167H24ZM33 168H35V169H37L35 166L33 167ZM49 168V167H48ZM47 168V170H49ZM64 168V169H63ZM77 169H78V167H76ZM79 168H81L82 169V167H79ZM92 168H94V166L92 167ZM109 168V167H108ZM167 168V167H166ZM165 168V169H166ZM182 168H184V167H182ZM187 168V167H186ZM189 168H190V166H189ZM191 168H193V167H191ZM14 169V168H13ZM16 169H17V167H16ZM18 169H20V168H18ZM32 169V168H31ZM31 169H29V170H31ZM41 169V168H40ZM63 169V170H62ZM84 169V168H83ZM89 169H91L90 171H89ZM119 169H120V171H119ZM181 169V168H180ZM188 169V168H187ZM15 170V169H14ZM14 170H13V172H14ZM20 170H22V169H20ZM24 170V169H23ZM28 170V171H29ZM38 170V169H37ZM36 170V171H37ZM46 170V173L48 174L49 173V171H47ZM67 170V169H66ZM66 170H65V173L63 172L62 174L63 175H65V176H69L70 174H72V172L69 170V173H68V171L66 172ZM75 170V169H74ZM80 170V169H79ZM79 170H78V172H79ZM106 170V171H105ZM129 170V169H128ZM188 170H190V169H188ZM3 171V170H2ZM1 171V168H0V175H1V177H4V176H2V174H3V172ZM19 171V170H18ZM34 171V170H33ZM41 171V170H40ZM39 171V172H40ZM99 171H96L95 173H89L90 174V176L92 177L93 176V174H95V176H96V178H95V181H97V179L99 178V177H101V179H99V180H102L105 184H106V181H104L103 180V178H105L104 176H103V178H102V175L100 176L99 175ZM112 171H113V173H112ZM115 171V172H114ZM131 171V170H130ZM185 171V170H184ZM30 172V171H29ZM28 172V173H29ZM35 172V171H34ZM76 172H77V170H76ZM100 172V174H102ZM108 172V173H107ZM109 172H111L110 173V175H111V178H108L109 176H108V174H109ZM119 172V173H118ZM122 172V173H121ZM127 172V171H126ZM200 172H201V174H200ZM202 172H205V174L204 173H202ZM6 173V172H5ZM20 173H22V172H20ZM28 173H26V174H28ZM37 173V172H36ZM42 173H44L43 171H42ZM44 174V179H46L45 181H47L48 180V177H49V183H47L48 185H47V191H43V192H45V193H42V194H47L46 196H47V200H45V201H48L47 202V206H48V213H49V215H47L49 218H47L48 219V221H49V224H48V221H47V225H48V227L46 226V232L45 231H42V232H45L46 234L45 235H47L48 234V236L47 237H45V238H49V237H51L52 235H53V233L54 232H56V231H54L55 230V228H56V226H54V225H57V228L58 227H61V226H59L58 225V223H57V219L55 220V218L53 219V217L55 216L56 218H57V211L56 212H54V213H56L55 215H53V216H51L52 214H54L53 212H52V210H54L53 208L55 207L56 208V206H57V208L58 207H61V206H63V207H61L60 209H64V207L66 206H64V204H62V202H67L66 204H68V201H65L66 199H61V201L62 200H64V201H60L61 203H60V206L57 204H53L54 203V201L53 200H55V199H53V184H50V183H52V182H50V181H52V177L50 178V176H48L47 174ZM67 173V174H66ZM81 173V172H80ZM105 173H107L106 175H105ZM14 174V173H13ZM12 174V175H13ZM15 174H16V170H15ZM19 174V173H18ZM33 174H35V173H33ZM55 174H57V173H55ZM59 174V173H58ZM69 174V175H68ZM92 174V175H91ZM98 174V175H97ZM121 174H123V176L121 175ZM126 174V173H125ZM130 173L128 172V174L126 175V176H128ZM192 174V173H191ZM198 174H200V175H202V176H199ZM4 175V174H3ZM29 175V174H28ZM36 175V174H35ZM41 175V174H40ZM46 175V176H45ZM53 175V174H52ZM62 175V176H63ZM79 175H81V174H79ZM87 176H88V174H86ZM133 175V174H132ZM192 175H194V174H192ZM23 176V175H22ZM34 176V175H33ZM33 176H31V177H33ZM39 176V175H38ZM62 176H60V177H62ZM65 176H64V178H65ZM77 176V175H76ZM89 176V177H90ZM95 176H93L92 177V179H94V177ZM98 176V177H97ZM182 176H184V174L182 175ZM0 177V179H2ZM35 177H37V176H35ZM41 177V176H40ZM46 177V178H45ZM55 177V176H54ZM125 177V176H124ZM129 177V178H128ZM127 178L128 179H130V177H131V175H129ZM131 177V178H132ZM220 177H224L223 179H220ZM225 177H226V179L228 180V181H226V179H225ZM5 178V177H4ZM17 178H18V175H17ZM26 178V177H25ZM29 178V177H28ZM27 178V179H28ZM59 178V177H58ZM66 178H68V177H66ZM83 178V177H82ZM105 178V179H106ZM19 179V178H18ZM30 179V178H29ZM34 179V178H33ZM37 179V178H36ZM41 179V181H43V182H45L44 180H42V178H40ZM40 179H39V181H40ZM54 179V178H53ZM57 179V178H56ZM72 179H73V177H72ZM71 179V175L69 176V179H65V180H72ZM75 179H76V177H75ZM78 179H79V177H78ZM91 179V178H90ZM106 179V180H107ZM118 179V178H117ZM123 179V178H122ZM216 179H218V180H216ZM10 180V179H9ZM12 180V179H11ZM31 180V179H30ZM30 180H28V181H30ZM55 180V179H54ZM61 180H63L62 178H61ZM62 181V182H67V181ZM98 180V182L100 183V184H102V185H100V187L97 185L98 184V182L96 183L94 180V182L96 183V186L97 187H99V188H97V189H102V194H100L99 192H98V195L100 194L101 196H100V204H102V205H105L104 206V208L106 209V206L108 205V208L109 209H111L110 211L108 210V209H106L107 211H105V209L103 210L100 206L99 207H96L95 205L97 204V203H95L94 205L92 204V207L93 208H95L96 207V210L94 209V211L96 212V214H94L92 211H89L90 213H93L92 214V216H93V218H94V221H95V223L98 225V223L104 218L105 219V216H107V215H109L110 214V212L112 213H115V215H116V211L117 210H114L115 208H113V207H115V205H117L116 203H115V201H112L110 198V200L113 202V205H114V203H115V205L114 206H112L111 207V204L109 203V201L107 202V194H108V191H107V189H106V187H105V191H106V193L104 192V188L102 187V186H105V185H103V183H101L100 181ZM125 180V179H124ZM134 180H136V181H134ZM139 180V181H138ZM184 180V181H183ZM2 181V180H1ZM0 181V186L1 185H5V184H7V183H9V181H7V183H5V182H3V183H5V184H3L2 182ZM13 181V180H12ZM12 181H10V182H12ZM35 181V180H34ZM38 181V180H37ZM59 181V180H58ZM74 181V180H73ZM83 181V180H82ZM86 181H87V179H86ZM107 181V182H108ZM113 181H115L114 183H113ZM130 181V180H129ZM138 181V184H136V182ZM21 182V181H20ZM24 182V181H23ZM48 182V181H47ZM55 182V181H54ZM56 182H57V180H56ZM61 182V181H60ZM61 182V183H62ZM77 182H79V181H77ZM123 182V181H122ZM163 182V183H162ZM176 182V183H175ZM182 182H184V183H182ZM187 183V185L189 184L190 185V187H189V185L188 186H185L186 185V183ZM215 182H217V183H215ZM227 182V183H226ZM22 183V182H21ZM41 183V182H40ZM58 183V182H57ZM61 183L59 184V185H61ZM63 184V185H61V187L62 186H67V185H69V183H66V184ZM73 183V182H72ZM75 183V182H74ZM88 183V182H87ZM86 183V184H87ZM117 183V182H116ZM119 183H120V179H119ZM160 183H162L163 185H164V183H166V185H162V187H161V184ZM175 183V184H174ZM178 183V184H177ZM201 183V184H200ZM205 185V186H203L202 187V185L203 184ZM215 183V184H214ZM14 184V183H13ZM29 184H30V182H29ZM38 184V183H37ZM46 184V183H45ZM56 184V183H55ZM114 184V185H113ZM121 184V183H120ZM123 184V183H122ZM133 184H135V185H133ZM155 184H158L159 185V188L158 189H156L155 188ZM171 184V185H172ZM179 185V186H182V188H180L179 186H175V185ZM196 184H200V186L203 188V190L205 189V190H212L211 192H208V191H206L207 192V195H208V193H213L214 195H212V194H210V195H212V198H213V196H217V195H220V196H217L218 198H216V197H214L215 199H217V200H215V201H217L218 202V204H220V202L221 201H224L225 200V202H221V203H223V205L222 204H220L223 208L221 209V211H219L220 213H219V215L217 214V212H216V210L214 209V208H212L211 206H209L208 207V205L210 204V202L208 201L209 200V198L208 197H210L211 198V196H209L208 195V197H207V195L204 193V195H203V193H202V188H198V187H196V186H199V185H196ZM228 184V186H226ZM8 185V184H7ZM7 185H5L3 188H5ZM17 185H19L18 183H17ZM32 185L34 186V184L32 183ZM32 185H31V187H32ZM39 185V184H38ZM41 185H42V183H41ZM58 185V186H59ZM71 185V184H70ZM73 185V184H72ZM75 185V184H74ZM92 185H94V183L92 184ZM106 185H108V184H106ZM196 185V186H195ZM25 186V185H24ZM46 186V185H45ZM85 186V185H84ZM83 186V187H84ZM89 186V185H88ZM124 186V185H123ZM175 186V187H174ZM187 188V187H189V188H187L188 190H183L185 187ZM199 186V187H200ZM9 187H13V186H8V188ZM18 187V186H17ZM17 187H16V190H17ZM20 187H23V186H20ZM20 187H18V188H20ZM27 187V186H26ZM30 187V186H29ZM35 187H36V185H35ZM41 187H43V186H41ZM73 187V186H72ZM80 187V186H79ZM78 186L76 187V188H79ZM94 187V188H93ZM93 187H91L92 189H93V191L95 192V190H96V192L93 194L92 192H91V194H93L94 195V198L92 197V196H89L92 200L93 199H95V197L96 196H98V195H96L95 196V194L97 193V191H99V190H97V189H95V186H93ZM137 187H138V189H137ZM178 187V188H177ZM195 187V188H194ZM46 188H44V189H46ZM68 188H70V186H68V187H66V189H68ZM89 188V187H88ZM107 188H108V186H107ZM113 188V189H112ZM207 188V189H206ZM224 188V190H222ZM6 189V191H8L7 190V187L5 188ZM10 189V188H9ZM25 189V188H24ZM65 189V190H66ZM80 189V188H79ZM85 189V188H84ZM87 189V188H86ZM95 189V190H94ZM173 189H171V190H173ZM198 190L199 189V192H197L196 190ZM36 190H37V188H36ZM43 190V189H42ZM41 190V191H42ZM63 190V189H62ZM82 190V189H81ZM179 190V191H180ZM3 191V190H2ZM11 191V190H10ZM19 191V190H18ZM17 191V192H18ZM22 191V190H21ZM26 191V190H25ZM29 191V190H28ZM31 191V190H30ZM35 190H34V188L32 189V192H33V194L34 193H36V192H34ZM56 191V190H55ZM58 191H60V190H58ZM67 191H69V189L67 190ZM80 191V190H79ZM86 191V190H85ZM91 191V190H90ZM219 192V194L218 193H214V192ZM224 191V192H223ZM32 192L30 193V194H32ZM47 192V193H46ZM84 192V191H83ZM82 192V193H83ZM118 192H120L122 195H124V197H126L127 199H123V196L120 194V193H118ZM135 192V193H134ZM162 192V193H161ZM205 192V191H204ZM256 192V193H255ZM11 193V192H10ZM73 193V192H72ZM75 193V192H74ZM88 193H90L89 192V190H88ZM106 194V196H105V194ZM164 193V194H165ZM168 193V192H167ZM186 193H185V196H187L186 195ZM199 193H202V194H200L202 197V203L200 202V200H201V198L200 197H198V194ZM255 193V194H254ZM257 193H260V194H257ZM13 194V193H12ZM23 194V193H22ZM32 194V198H33V196H34V200H35V197H36V194L35 195H33ZM37 194H38V192H37ZM65 194H66V191H65ZM68 194V193H67ZM84 194H85V192H84ZM83 194V195H84ZM108 194V195H109ZM121 196H120V195ZM152 194H154V196L156 195V197L155 198H157V196H158V198L157 199H152V201L153 202H155V201H157V202H159V204L156 202V204H158L159 206H160V204H161V212H166V214H163L164 216L165 215H167V216H170V215H173V217L174 218H171V220H172V222L174 221L175 223L177 222V223H179L180 224V221L182 222L180 225H182L181 227H184V229H185V233H187L188 231V233H190V235H191V240H192V238H194L193 240H196V239H198V241H197V243H196V245L198 246H196L195 245V241H191V240H188L187 239V234L185 235L186 236V241L188 240V242H189V244H191V242H193L191 245H193V246H196V248H195V250H196V252L195 253H197L194 257L192 256V251H191V249H193V251H194V247L193 248H191V246H189V244H188V242H187V247L189 246V248L190 249H188L187 251H186V249H187V247H186V243H184L185 244V248H184V250H183V252H181L178 248H175V246H173L172 244H174V241L173 240H175V242H176V239L174 238V239H171L170 240V236H172L170 233V236H169V240L167 239V240H165L166 238L164 237V238H162L161 240L163 241V240H165V242L166 241H168L166 244L167 245H165V246H167V250H166V252H165V254H159V251H157V250H159L158 248H156L157 250H156V252L155 251H153V249L155 248L154 246H156V245H154V243L156 244V242L155 241H159L158 240V238H161V237H158V236H156V232L154 233L153 231H152V228H151V226H152V224H154L156 227H157V224H159V223H152L151 224V222L153 221V220H151V218H150V215L151 214H153V213H151L150 214V212L152 211V210H150V208H149V210H150V212H149V210H148V205H152V202L150 203V204H148V201H150L151 199L149 198V195H150V197H153L154 198V196L152 195ZM183 194V193H182ZM215 194H217V195H215ZM256 194H257V196L259 197V199L257 198V197H255L256 196ZM264 194V193H263ZM27 195V194H26ZM82 195V196H83ZM89 195V194H88ZM88 195L86 194L85 196H87L88 197ZM130 195L132 196V197H130ZM152 195V196H151ZM206 195V196H205ZM239 195V197H237ZM240 195L242 196V200H241V202L239 201V202H237L238 204H240L241 206L243 205L244 207H242L241 208V206L239 205V207H238V204L237 203H235V200L237 199V200H239L240 199ZM255 195V196H254ZM2 196V195H1ZM45 195H43V197H44ZM55 196H57V195H55ZM82 196H81V193H80V199H79V204H81L82 203V201L80 202V200L82 199V200H85V199H87L88 200V198L86 197L85 198V196L82 198ZM119 196H120V198H119ZM168 196V195H167ZM20 197V196H19ZM31 197V196H30ZM38 197V196H37ZM36 197V198H37ZM58 197V196H57ZM56 197V198H57ZM113 197H115V199H113ZM164 197V196H163ZM207 197V198H206ZM222 197H224L223 198V200H220ZM237 197V198H236ZM24 198V197H23ZM32 198H30V199H32ZM46 198V197H45ZM90 198H89V200H90ZM204 198H206V199H204ZM236 198V199H235ZM256 198H257V200H258V202L256 201ZM1 199V198H0ZM13 199V198H12ZM30 200V202H33L34 200ZM40 199H41V196H40ZM43 199V198H42ZM68 199H71V198H69L68 197ZM77 199V198H76ZM96 199H97V197H96ZM94 200L93 201V203L96 201L97 202V200H99V196H98V199L97 200ZM150 199V200H149ZM165 199H166V197H165ZM185 199V198H184ZM208 199V200H207ZM235 199V200H234ZM2 200V199H1ZM14 200V199H13ZM20 200H21V197H20ZM25 200V199H24ZM37 200V199H36ZM44 200V199H43ZM85 201L84 203L86 204V203H88V204H84L86 207L85 208H88L87 210H89V207H88V205H89V203H90V205H91V202L90 201ZM155 200V201H154ZM167 201H169L168 199H166ZM187 200V199H186ZM205 200H207V202L205 201ZM210 200H213V199H210ZM4 201V200H3ZM40 200H38V202H39ZM57 201H58V199H57ZM162 201H163V199H162ZM184 201L187 203H184ZM204 201L206 202L205 204H204ZM215 201H213V205H214V203H215ZM21 202V201H20ZM69 202H71V206L68 204L67 206H69V208H68V210L70 209H72L73 207V204H72V199L69 201ZM111 202V203H112ZM119 202V203H120ZM128 202V201H127ZM127 202H126V204H124V206H126L127 205ZM209 202V204H207ZM261 202V201H260ZM34 203V202H33ZM57 203V202H56ZM110 205H109V204ZM118 203V204H119ZM122 203V202H121ZM212 203V202H211ZM259 205H258V204ZM4 204L5 203H3V207H4ZM8 204H10V203H8ZM31 205H32V203H30ZM62 204V205H61ZM75 204V203H74ZM83 204H82V206H83ZM99 204V205H100ZM129 204V203H128ZM148 204V205H147ZM170 204V205H169ZM218 204H216V205H218ZM51 205H53V206H51ZM89 205V206H90ZM101 205V206H102ZM172 205V207H170ZM203 205H204V208H203ZM219 205V206H220ZM257 205H258V207H257ZM9 206V205H8ZM34 206V205H33ZM32 206V207H33ZM36 206H38L37 204H36ZM35 206V207H36ZM81 205H80V208L83 210V207H82ZM98 206V205H97ZM215 206V205H214ZM220 206V207H221ZM10 207V206H9ZM20 207V206H19ZM31 207V206H30ZM31 207V210H33V208ZM34 207V208H35ZM79 207V206H78ZM91 207V206H90ZM111 207V208H110ZM122 207V206H121ZM160 207H157V209L158 208H160ZM173 207H175V210L177 209L178 211H179V208H180V210L182 211V212H180V213H182V214H184V216L182 217V216H180L181 214L176 210H174L173 209ZM232 207H234V208H236L235 210L237 211V207L241 210V209H247V207H249V208H251L250 210H249V212L252 210L253 211V213H252V211L250 212V213H248L247 214V210L245 211L246 212V217H248V218H246V217H244L245 215H244V213H243V211H241V213H243V218H244V220H243V224H245L246 226L245 227H247V228H243L242 226H244V225H240V224H238V226L240 225V227H239V231L237 230V232L235 231V229H232V227L230 228V231L228 230L229 228H225L227 231H229V232H233V231H231V229L232 230H234L235 232H233V239H234V236H236V234L237 233H241V229H242V231H244V233H245V231H247L248 229L250 230L249 231V233L247 234V236H249L250 235V233H251V236H249V237H252L251 238V241L249 242V240H250V238L248 237L247 238V236H246V233H245V236H246V240H248V241H246V243H248V244H250V248H251V243H252V241L254 242V243H256V242H259V237L262 235V239H261V237H260V242L263 240V245L261 244H257L258 246H256V244H255V247L256 248H258V249H255V247H253L255 250L253 251V248H252V252H250V250L248 249H246L247 251H248V253L249 254H247V253H245V247L246 246H248V244L245 246L244 244H245V242L241 245V246H245L244 248L242 247L241 248V246H240V248L239 249H244L245 251L243 252V250H239V254L237 253V251L238 250H236V247H237V249H238V243H239V245H240V241H238V239L239 238H241V236L240 235H242V237H244V234H243V232L238 236L237 235V237H239V238H235V241H238V243L236 242V244H235V241H234V243H233V240H232V237H231V235H229V236H227L229 233H227V235L226 234H224L226 237L224 238V239H228V240H231L232 241V243H231V245H229V247L231 248H233V246H232V244L234 245L235 244V249L233 250H231L229 247H228V249L229 250H226V248L227 247H224V246H227L229 243H225V245H223L224 244V242L225 241H223L224 239H222L223 237H224V235L222 236V238L219 236V232L216 230V234H215V226H211V225H213V222H218V224H219V226L220 225H222V227L221 228H223V226H224V224H225V226L227 225H230L231 223H233L234 221H236V220H239V223L240 222H242V221H240L242 218L237 214V212L239 211H237L236 212V214L241 218V219H239V217H238V219H234L233 218V216H230L229 215V213L230 212H232V210L233 211H235ZM246 207V208H245ZM11 208H12V205H11ZM10 208V209H11ZM22 208V207H21ZM20 208V209H21ZM40 208V207H39ZM57 208H56V210H57ZM97 208H99L100 210L102 209L103 211H105L104 213L103 212H101V213H103V214H105L106 212H108L109 214H107V215H104V217L103 218H101V213L99 212V215H97L98 214V210L99 209H97ZM206 208V211H207V213H206V211L204 210ZM215 208L216 209H218L217 208V206H215ZM225 208H226V210H228V213H227V211L225 210ZM248 208V209H249ZM15 209H17L16 207H15ZM28 209V208H27ZM36 209V208H35ZM37 209H38V207H37ZM41 209V208H40ZM39 209V210H40ZM52 209V210H51ZM59 209V210H60ZM66 209V208H65ZM121 209V208H120ZM155 209V208H154ZM156 209V210H157ZM229 209L231 210V211H229ZM5 210V209H4ZM8 210H9V208H8ZM7 210V211H8ZM47 210V209H46ZM67 210V209H66ZM67 210V211H68ZM69 210V211H70ZM78 210V209H77ZM90 210H93V209H90ZM125 210V209H124ZM163 210V211H162ZM219 210V209H218ZM224 210V211H223ZM256 210V211H255ZM259 210V211H258ZM6 211V210H5ZM4 211V214H6L7 212H5ZM12 213L14 212V211H12V210H10ZM9 211V212H10ZM29 211H30V209H29ZM68 211V214L70 213ZM9 212H8V214H9ZM11 212H10V214H11ZM23 212V211H22ZM21 212V213H22ZM32 212H34V211H32ZM42 212V211H41ZM60 212H63V210H61ZM59 212V213H60ZM73 212V211H72ZM79 212H81V211H79ZM78 212V213H79ZM119 212V210L117 211V213ZM122 212V211H121ZM153 212V211H152ZM158 213H160L159 211H157ZM156 212V213H157ZM163 212V213H164ZM174 212V213H173ZM176 212H178L179 214H177ZM255 212V213H254ZM2 213V212H1ZM0 213V214H1ZM17 213V211L15 210V214ZM31 213V212H30ZM36 213L37 212H34V214L36 215ZM128 213H127V215H125V216H128ZM177 215H179V216H177ZM252 213V214H251ZM8 215V216H10L11 218H9L10 220H12V218H14V216L11 214V215ZM14 214V213H13ZM38 214V213H37ZM41 214V213H40ZM63 214V213H62ZM66 214V213H65ZM64 214V215H65ZM67 214V215H68ZM103 214H102V216H103ZM121 214H123V212L121 213ZM124 214H126L125 212H124ZM155 214V213H154ZM233 214L235 215V213L233 212ZM232 214V215H233ZM249 214H251V215H249ZM29 215V214H28ZM39 215V214H38ZM38 215H37V218H39L38 217ZM42 215V214H41ZM41 215H39V216H41ZM91 215V214H90ZM90 215H89V217H90ZM112 215H114V214H112ZM114 215V216H115ZM161 216H163L162 215V213L160 214ZM264 215V214H263ZM4 216V215H3ZM6 216H7V214H6ZM66 216V215H65ZM88 216V215H87ZM113 216V217H114ZM159 216V215H158ZM219 216V217H218ZM229 216V219H227L226 217H228ZM18 217V216H17ZM21 217V216H20ZM24 218H25V216H23ZM34 217H36V216H34ZM42 217L43 216H41V219H42ZM110 217H111V215H110ZM154 217V216H153ZM166 217V216H165ZM180 217L182 218V219H180ZM232 217V218H231ZM235 218H236V215L234 216ZM256 219H257V217L256 216H254ZM2 218V217H1ZM4 218V217H3ZM8 218V217H7ZM7 218H6V220H4V221H6V223L8 224L7 225V227L10 225L9 224V219H8V221H7ZM19 218V217H18ZM17 218V219H18ZM37 218H33V215H32V218L30 217V223H28L25 219H24V221L22 220V219H20L19 221H21V222H24L23 224H28V225H30V231L32 230V232H29V230H28V232L30 233V234H28V235H30V240H28V239H26V240H28L29 242L28 243H30L31 242V246H33L34 247V245H35V243H36V241H37V239H43L42 237L44 236V235H42L41 233H39L38 231L41 229V226H40V229H39V224H37L36 223V221L38 220ZM44 218V217H43ZM59 218V217H58ZM62 219L64 218V217H61ZM66 219H65V221L64 222H66V223H64L62 220V223L60 224V225H62L63 223V225H62V227H64V225H65V227L64 228H62V229H57V231H61V230H63V232L62 233H65V235L64 234H62L60 231V233L58 232V234H55V236L57 235L58 237H59V234H60V239H61V237L63 238V239H65L64 241H63V244H64V242H66V239H67V241L68 240H71L70 242H69V244H68V246H69V250H67L66 248H68L66 245V243H65V245L64 246H62L61 244V246L63 247V252L65 253V251L66 252H68V253H65V254H69V251H71L70 249V246H72V248H73V250H72V252H74V253H72V252H70V255H68L69 257H67V259H69L68 260V263L70 264V262L72 263V264H75V263H80V262H78L79 260H77V262H73V261H75V259H80L79 257H77V258H75L76 257V255L77 256H82L81 258H84L83 257V255L84 256H86L85 258H86V261L87 260H89V259H91V258H93L94 257V259H95V256L96 257H100V260L102 259V254H103V252H102V248L100 249V246H102L103 247V245H104V243H103V245H100V243L98 244V243H95V242H93L92 244H91V242L92 241H94V232H90L91 231V229H93V226H92V228L91 229H89L88 227V230H89V232L90 233H92L93 234V237H92V235H88V234H90L89 232H88V234H87V236L88 237H86L84 234L86 233V231L84 232V234H83V230H84V227H82L81 226V230H79V231H82V232H79L78 233V230H75L78 234H80V233H82V235H76V232L74 231V228H72L73 226H71V222H70V219H68V216L67 217H65ZM91 218V217H90ZM100 218H101V220H100ZM115 218H116V216H115ZM117 218H119L118 216H117ZM123 218V217H122ZM125 218V217H124ZM162 218V217H161ZM169 217H167V219H168ZM178 219V221H176L177 219ZM223 219V221H222V219ZM226 218V220H224ZM245 218H246V220H248L246 223L244 222L245 221ZM252 218H249V219H251L252 220ZM255 218H253V219H255ZM27 219V218H26ZM33 219H35V221L33 220ZM37 219V220H36ZM46 219V218H45ZM68 219V220H67ZM113 219V218H112ZM120 219V218H119ZM127 219V218H126ZM155 219V218H154ZM217 219V220H216ZM232 220V221H230V222H228V224L226 223L227 222V220L229 221V220ZM234 219V220H233ZM253 220V221H255V222H257V220ZM58 220H60V219H58ZM121 220V219H120ZM119 220V221H120ZM161 220V219H160ZM215 220V221H214ZM218 220H221L223 223H221V221H218ZM250 220V221H251ZM39 221V220H38ZM41 221V220H40ZM43 221H45V220H43ZM56 221V224H53V222H55ZM103 221V220H102ZM118 221V222H119ZM155 221V220H154ZM170 221V220H169ZM226 221V222H225ZM249 221V222H250ZM253 221H251V222H253ZM263 221V222H262ZM2 222V221H1ZM14 222V221H13ZM16 222V221H15ZM75 222V221H74ZM106 222H108V219H107V221ZM111 221H109V223H110ZM120 222H122V220L120 221ZM135 222V223H134ZM156 222V221H155ZM158 222V221H157ZM160 222V221H159ZM199 222H200V224H199ZM220 222V223H219ZM60 223V222H59ZM76 223H78V222H76ZM167 223V222H166ZM176 223V224H177ZM185 225H184V224ZM236 223H238L237 221L234 223L235 225H236ZM13 224V223H12ZM20 224V223H19ZM107 224V223H106ZM110 224H112V222L110 223ZM117 224V223H116ZM165 224V223H164ZM163 224V225H164ZM169 224H170V222H169ZM172 224V223H171ZM178 224V225H179ZM196 224V225H195ZM198 224L200 225L198 228H200L203 224H205V226L203 225V228H202V230L200 231L201 233H199V231H197V230H194V226H198ZM253 224H254V222H253ZM77 225V224H76ZM105 225V221L103 222V226H102V228H106V226H104ZM178 225H176V227L178 226ZM179 225V226H180ZM231 225H233V224H231ZM234 225V227L235 228H238V227H236ZM263 225V226H262ZM6 226V225H5ZM38 226V227H37ZM77 226H79V225H77ZM77 226H75V227H77ZM95 226V225H94ZM112 226V225H111ZM160 226V225H159ZM166 226V225H165ZM171 226V225H170ZM173 226V225H172ZM186 226V227H185ZM17 227H19L20 228V226H17ZM175 227V226H174ZM175 227V230L177 231V233L178 232H180V231H183L182 229H181V227H180V229L181 230H177L178 228H176ZM212 227V228H211ZM262 227V228H261ZM22 228H23V225H22ZM21 228V229H22ZM86 228V227H85ZM87 228H86V230H87ZM115 228H113L112 227V230H113V232H114V229ZM154 228V227H153ZM158 228V227H157ZM156 228V229H157ZM173 228V227H172ZM188 228V229H187ZM206 228V229H205ZM208 228V229H207ZM260 228V229H259ZM6 229H8V228H6ZM13 229V228H12ZM11 229V230H12ZM15 229V228H14ZM39 229V230H38ZM43 229H44V227H43ZM78 229V228H77ZM169 229V228H168ZM171 229V228H170ZM244 229V230H243ZM246 229V230H245ZM17 230V229H16ZM26 230V229H25ZM24 230V231H25ZM49 231V233H48V231ZM64 230H66V232L64 231ZM87 230V231H88ZM154 230V229H153ZM165 230V229H164ZM257 230V231H258ZM8 231H10V230H7V233H8ZM120 231V232H119ZM157 231V230H156ZM6 232V231H5ZM11 232V231H10ZM20 232V231H19ZM73 232H75V235L76 236H74L73 235ZM122 232V233H121ZM166 232V231H165ZM175 232V231H174ZM184 232V231H183ZM183 232H180L181 234H183ZM218 232V233H217ZM221 232H225V231H221ZM221 232H220V234H221ZM18 233V232H17ZM16 233V234H17ZM27 233V232H26ZM97 233L99 234L100 232L99 231H97ZM97 233H96V235H97ZM115 234L116 236H115V239H114V237H113V235L112 234ZM119 233H121V235H119ZM172 233V232H171ZM236 233V234H235ZM258 233V232H257ZM9 234V233H8ZM8 234H7V236H8ZM12 234V233H11ZM14 234V233H13ZM15 234V235H16ZM18 234H20V233H18ZM22 234V233H21ZM38 234H41L40 236H42V237H38L39 235ZM111 234V235H110ZM125 234H127V235H125ZM173 234V233H172ZM181 234H179V235H181ZM201 234V235H200ZM217 234H218V236L222 239V240H220V241H218L220 238H218V240H215L214 241V239H217V238H215V237H212V235H216L217 236ZM259 234V233H258ZM0 235H1V233H0ZM62 235V236H61ZM73 235V236H72ZM100 235H102V233L100 234ZM119 235V237H117ZM125 235V236H124ZM178 235V234H177ZM17 236V235H16ZM56 236V238H55V240L57 241H55V244H56V251H57V248H59V247H61L60 245H59V247H57V243L60 241V242H62L61 240H63V239H59V241L57 240V237ZM81 237V238H83V239H80L79 237ZM85 238H84V237ZM89 236H91L92 238H90ZM173 236H175L174 234H173ZM255 236V235H254ZM2 237H3V235H2ZM1 237V238H2ZM6 237V236H5ZM4 237V238H5ZM15 237V236H14ZM54 237V236H53ZM64 237H67V238H64ZM97 237V236H96ZM125 237V238H126ZM155 237H158L157 239L155 238ZM176 237V236H175ZM178 237V236H177ZM176 237V238H177ZM181 237H184V234L181 236ZM181 237H179L180 239H181V241H180V239L179 238H177L178 240H177V242H184V240L182 241V239L183 238H181ZM189 237V236H188ZM207 237H209V238H207ZM211 237L213 238L212 240H211ZM229 237V238H228ZM258 237V238H257ZM20 238V237H19ZM24 238H26V237H22V239H24ZM27 238H29V237H27ZM87 238V239H86ZM122 238V237H121ZM120 238V239H121ZM124 238V239H125ZM172 238V237H171ZM231 238V239H230ZM254 238H257V240L258 241H256V240H252V239H254ZM7 239H8V237H7ZM13 239V238H12ZM21 239V238H20ZM52 240V238H49V239H44L45 241H49V240ZM90 239H92V240H90ZM123 239V238H122ZM123 239V240H124ZM237 239V240H236ZM242 239V238H241ZM240 239V240H241ZM243 239H245V237L243 238ZM5 240V239H4ZM9 240V239H8ZM8 240H6V242L8 243ZM17 240H19V239H17ZM51 240H50V244H48V246L49 245H51ZM1 241L3 242V240L1 239ZM20 241H23V240H19V242ZM39 241V240H38ZM37 241V242H38ZM53 241H54V239L52 240V243H53ZM171 241V242H170ZM185 241V242H186ZM191 241V242H190ZM212 241V242H211ZM244 241V240H243ZM256 241V242H255ZM5 242V243H6ZM13 242V241H12ZM107 242V241H106ZM119 242V241H118ZM164 242V241H163ZM162 242V243H163ZM164 242V243H165ZM176 242V243H177ZM214 242H219V243H221V245L223 246V248L221 249L220 247H222L219 243V245H220V247L217 245V243L216 244H213ZM241 242H242V240H241ZM7 243L5 244V245H7ZM48 243V242H47ZM96 245H95V244ZM114 243H117V244H114ZM181 243V244H182ZM2 244H4V243H2ZM37 244H39V243H37ZM44 244H45V242H44ZM54 243H53V245H55ZM71 244V245H70ZM95 246H94V245ZM111 244V245H112ZM158 244V243H157ZM208 244L211 246V244H213V246L214 247H208ZM19 245V244H18ZM53 245H51V246H53ZM97 245H98V247H99V249H98V247H97ZM100 245V246H99ZM108 247H107V246ZM120 245H122V246H124V248L122 249L121 247H120ZM163 245V244H162ZM175 245V244H174ZM3 246V245H2ZM8 246H9V244H8ZM30 246V247H31ZM38 246V245H37ZM41 246V245H40ZM39 246V247H40ZM48 246H43L44 247V251L47 249V251H48V253H49V250L50 251H52L50 248L48 249ZM164 245L162 246L163 248L165 247ZM179 246V245H178ZM180 246H183V244L182 245H180ZM216 246V247H215ZM218 246V247H217ZM260 246V247H259ZM262 246V247H261ZM5 247H7V246H5ZM10 247H11V244H10ZM14 247V246H13ZM43 247H40V249L41 248H43ZM54 247V246H53ZM53 247H51V248H53ZM61 247V248H62ZM108 249H107V248ZM127 247V249L125 250L128 254V257H130V258H127L128 259V261H129V263H128V261H126V254H125V251H124V249ZM154 247V248H153ZM157 247H158V245H157ZM8 248V247H7ZM25 248V247H24ZM46 248V249H45ZM197 248H198V250H197ZM217 248V249H216ZM220 248V249H219ZM225 248V249H224ZM247 248H249V246L247 247ZM3 248H1V250H2ZM19 249H22V248H19ZM19 249H17V250H19ZM66 249V250H65ZM178 249V250H177ZM209 249H215V251L217 250H221L219 253H222V254H217V251L214 253L216 256H214V254H212L211 252H210V250ZM33 250H35V248H33ZM32 249H31V252L33 251ZM53 250H54V248H53ZM61 250V249H60ZM60 250L58 249V251L60 252ZM92 250V251H91ZM94 250L95 251H100L101 253V255H98V252H94ZM155 250V249H154ZM235 250H236V252H235ZM7 251H8V253H9V251L10 250H8L7 249ZM25 251V250H24ZM29 251V250H28ZM47 251L46 252H44V255L46 256V254L48 255V253H47ZM129 251V252H128ZM229 251H234L233 253H236L238 256H237V258H235V259H232V256H230V254L232 255L233 253H231V252H229ZM240 251H241V253H240ZM246 251V252H247ZM0 252H2V251H0ZM4 252V251H3ZM6 252V251H5ZM15 252H16V250H15ZM18 252V251H17ZM31 252H29L30 253V257L32 256V259L34 260V255H31ZM41 252V251H40ZM13 253H14V250H13ZM21 253H24V252H21ZM42 253H43V251H42ZM46 253V254H45ZM91 254V255H89V256H87L88 254ZM94 253V254H93ZM96 253V254H95ZM194 253V254H195ZM16 254V253H15ZM33 254H34V252H33ZM36 254V253H35ZM38 254V253H37ZM61 254V253H60ZM59 254V255H60ZM72 254V255H71ZM104 254H103V256H104ZM129 254H131V255H129ZM236 254H233V256H236ZM241 254L243 255V256H247V255H249L250 256V258H248L247 257V259L248 260H250V261H245L244 263H243V261L245 260L244 258H242V260L241 261H239L240 259H241ZM4 255V254H3ZM7 255V254H6ZM11 255V254H10ZM23 255H25V253L23 254ZM56 255V256H55ZM54 256H53V254H51L50 255V259H51V257H52V259L54 258V260L55 259H57L59 256L57 255V254H55ZM66 255V256H67ZM93 255V256H92ZM200 255V254H199ZM217 255H219V256H217ZM1 256V255H0ZM9 256V255H8ZM26 256V255H25ZM36 257H37V255H35ZM58 256V257H57ZM61 256H63V255H61ZM70 256H75L74 258L73 257H70ZM203 256V257H204ZM1 257H3V256H1ZM12 257V256H11ZM27 257H28V255H27ZM29 257V258H30ZM57 257V258H56ZM65 257V256H64ZM91 257V258H90ZM98 257V258H99ZM106 257H104L103 259H105V262H107L106 261ZM198 257V256H197ZM202 257V258H203ZM217 257V258H216ZM238 257H240L239 259H238ZM7 258V257H6ZM6 258H3V259H6ZM9 258V257H8ZM38 258V257H37ZM37 258L35 259V260H37ZM60 258V257H59ZM71 258H73V259H71ZM89 258V259H88ZM2 259V260H3ZM42 259V258H41ZM41 259H39V260H41ZM51 259V261H53ZM62 259H65V258H61V260ZM119 259V260H118ZM129 259H132V260H129ZM236 259H238V260H236ZM244 259V260H243ZM19 260V259H18ZM29 260V259H28ZM32 260V262H34ZM44 260V259H43ZM58 260V259H57ZM53 261V262H51L50 261V263L52 264V263H55V264H57V262H59V261ZM72 260V261H71ZM83 260V259H82ZM98 259L96 258V260H94L95 262H93V263H95V264H97L99 261H97ZM231 260H232V262H231ZM4 261V260H3ZM9 261V260H8ZM15 261V260H14ZM38 261V260H37ZM81 261V260H80ZM86 261H84V262H86ZM91 261H93V259H91L89 262H91ZM132 263H131V262ZM204 261V260H203ZM203 261H201V262H203ZM234 261V262H233ZM236 261V262H235ZM252 261V262H251ZM7 262V261H6ZM5 262V263H6ZM26 262V261H25ZM40 262V261H39ZM89 262H87L88 264H90ZM200 261H199V264L201 263ZM205 262V261H204ZM4 263V264H5ZM17 263V262H16ZM22 263V262H21ZM38 262H36V264H37ZM61 263V262H60ZM86 263V264H87ZM0 264H2L1 262H0ZM31 264V263H30ZM59 264V263H58ZM63 264H64V262H63ZM81 264H84L83 263V261L81 262ZM99 264H103L102 262L100 263L99 262ZM104 264H106V263H104ZM119 264V263H118ZM201 264H204V263H201ZM249 264V263H248Z\"/></svg>","mask_w":264,"mask_h":264},{"label":"rangeland","instance_id":"2","mask_svg":"<svg viewBox=\"0 0 264 264\" xmlns=\"http://www.w3.org/2000/svg\"><path fill=\"white\" fill-rule=\"evenodd\" d=\"M5 1L7 2V0H5ZM36 1H37V2H36ZM110 1H111V2H110ZM144 1H147V0H139V2H138V0H137V3H139V6H140V7H138V8H139L138 11H139V13H140V16L144 19V21H145V25L147 26V28H148L149 30L152 29V32H151V30H150V35H152V36H151V37H152V41L154 40V41H153V42H154L153 44L155 45V44L158 42V43L160 44V46H159L158 44H156L157 46L155 45V47H157V49L159 48L158 50H161V49H162L161 47H163V48H165V50H167V52H169L170 54H172V49H173L172 46H173V44H171V43H172V39H171V37H170V32H169L170 29H169V28H170V26H172L173 23L175 24V18H176V16H174V18H173L174 21H173V22H172V20H171V23H170L171 25H170L168 28L165 27V28H166V29H165L164 26H163L164 22H163V20H162V18H161L162 16L160 17V14L157 13L156 10H154V8L156 7V5L159 4L158 2H160L161 0H149L147 6H146L147 3L144 2ZM179 1H180V5H181V6H180V9H179V10H181V11H180V16L182 15L183 17H181V18H184V19H185V22H184V21H182L183 19L180 18V20H181L180 22H183L182 24H184V30H186V31L183 30V32L181 31V33H180V35H182V36H180V43H181V46H183V48H185L186 52L189 53L193 58H194V57H195V58L197 57L196 60H197V59L201 60V61H200L201 64H202V63H203V64H206L207 62H209V64L211 63V64L217 66V63L219 62V63H218V67H221V68H222V66L224 65L223 63H225V65L227 66V64H228V62H227L228 59L225 58V59L227 60V61H226V60L223 58V60H225V61L227 62V64H226V62H222V59H221L222 57H221V56L219 57L221 60H220V59H217V60H216V58H218V57H216V56L214 57V56H213V55H216V53L218 54L219 52H220V54H221V49H220V46H219V42H217V41L219 40V39H218L219 37L217 36V34L215 35V31H214V30H209V31H208V28L206 29V26L202 23L201 18H199V17H200L199 14H197L198 16L196 15V18H198V20H200V22H201L204 26H202V24H201L200 26H201L202 28H200V27H199V28H196V27L193 28V27H192L193 25H191V24H192V18H189V17L194 16V14H193V15L191 14V13H193V12L190 10L189 5H187V3H186L185 0H179ZM182 1H184L185 4H183L184 2H182ZM50 2L53 3V4L55 3V4H56L55 7H54V6L51 7V5H50L51 3H50ZM87 2H89V4L91 3L90 6H91V7H94V8L97 10V13H94V15H97V16L100 17V20H101L100 22H102V23L105 25L104 28H105V27L107 28V26H108L107 29L105 28V30L107 31V32H105V33H104V28H101V29H102L101 31H103V36H104V34L107 35L108 33H110L109 31L112 32L113 29L115 30L114 32L118 31V29L121 30V27H117V28H115V26H113L114 22L117 23L118 20H119V17L117 16V15H118V14H117V10L115 9L116 7H115V8H112V7L114 6V4H113V0H103V1H102V0H85V3H86L87 5H89ZM215 2H217V1L215 0ZM7 3H8V4L10 3L9 5H10L11 9H12L13 11H15L16 14H20V13H21V14H23V16L27 19V21H28V20L31 21V23H32L31 30H33V31L35 30V31L37 32V33H36V36H37V38H38V42H40V44H41L40 46H44L45 49H46L47 46H49V41H47V37L45 36L44 32H42L43 30H41V29L43 28V25H45V23H47V22H48L49 24H48V25H45L44 27L46 28V26H47V28H48V26L51 24L50 26H51V27L53 26L54 29H51V27H50V30H51L52 33L54 32L53 34H57L56 39H57V40H58V38L62 39V35H64L62 30H64L65 27H64V23H63V21H62L61 19H59L60 16H59V12H58V11H59V10H60V11H63V10H64L66 13L71 14V11L69 10V6H67L68 4L66 3V0H32V1H31V0H15V1H14V0H8ZM35 3H36V4H35ZM145 3H146V4H145ZM167 3H168V2H167ZM92 4H93V5H92ZM111 4H112V5H111ZM140 4H141V5H140ZM182 4H183V5H182ZM18 5H19V6H18ZM47 5H49V6H47ZM57 5H58V6H57ZM186 5H187V7H186ZM143 6H144V7H143ZM148 6H149L150 8H149ZM202 6H205V4L202 3V2H198V7H199V9H200L201 16H203V14H205L204 17H206V15H207L206 13H207V12L204 13V10H205V8H206L207 6H205L204 8H203ZM12 7H13V8H12ZM36 7H37V8H36ZM46 7H47V8H46ZM56 7L59 9L58 11H57V8H56ZM147 7H148V8H147ZM152 7H153V8H152ZM166 7H168V6H166ZM54 8H56V9H54ZM60 8H62V10H61ZM98 8H99V9H98ZM145 8H147V10H145ZM16 9H17V10H16ZM102 9H103V10H102ZM111 9H112V10H111ZM182 9H183V11H182ZM149 10H150V12H149V14H148L147 11H149ZM189 10H190V11H189ZM94 11H95V10H94ZM142 11H143V12H142ZM205 11H206V10H205ZM207 11H208V14L211 12V10H209V9H207ZM209 11H210V12H209ZM95 12H96V11H95ZM173 12H174V11H173ZM202 12H203V13H202ZM212 12H213V10H212ZM226 13H227V12H225L223 15H225V16L227 15L226 17H228L229 13H227V14H226ZM41 14H42L43 16H42ZM56 14H58L57 17H56ZM211 14H213V13H211ZM211 14H210V15H211ZM39 15H40L41 17H40ZM210 15H209V16L207 15L206 18H209V17L212 18V17H211L212 15H211V16H210ZM153 16H154V17H153ZM186 16H187L188 18H187ZM42 17H43V18H42ZM44 17H45V18H46V17H49L50 19H52V21H53V19H56V20H54V22L51 23V20H48L47 18L45 19ZM54 17H56V18H54ZM145 17H146V18H145ZM222 17H223V19L221 18V16H220V18H219V24H221V25H222V24H225V23H223V22L227 21V18H226L225 21H224V18H225V17H224V16H222ZM230 17H231V18H230ZM92 18L95 19L96 17L94 16V17H92ZM160 18H161V20H160ZM186 18H187V19H186ZM102 19H103V20H102ZM148 19H149V21H147ZM221 19H222V20H221ZM231 19H232V16H229V17H228V20H229V21H227L226 23H228V26H230V25L232 24V25L230 26V27L232 28L234 21H233V19H232V22H233V23H231V21H230ZM44 20H47V22H44ZM95 20H96V19H95ZM187 20H188L189 25H191V26H189V25L187 26V25H186ZM220 20L222 21V23H221ZM60 21H61V22H60ZM146 21H147V22H146ZM40 22H41V23H40ZM39 23L42 24V25H40V26H42V28L39 26ZM107 24H108V25H107ZM117 24H118V23H117ZM152 24H153V25L155 24V25L153 26ZM229 24H230V25H229ZM106 25H107V26H106ZM221 25H220V26H221ZM149 26H151V28H150ZM152 26H153V27H152ZM159 26H160V27H159ZM185 26H186L187 28H186ZM222 26H223V25H222ZM226 26H227V25H226ZM226 26L224 25V28H223V29H226V28H227L228 30H230V29H229L230 27H226ZM109 27H111L112 29H110ZM204 27H205V29H203ZM225 27H226V28H225ZM61 28H63V29H61ZM185 28H186V29H185ZM233 28H234L235 31L237 32V28H235L234 26H233ZM55 29H57V30H55ZM199 29H200V31H198ZM234 29L230 30V31H231L230 33H233V32H234ZM201 30H202V31H201ZM203 30H204V31H203ZM35 31H34V33H35ZM56 31H57V32H56ZM58 31H59V32H58ZM197 31H198L199 33H198ZM232 31H233V32H232ZM209 32H210L212 35H211ZM116 33H117V32H116ZM116 33L114 34V33L112 32V35L114 34V37H113V36L111 35V33H110V34H109V37H111L110 40H112V41H107V42H108V43L112 42V43H113L114 45H116V47H117V45H118V40H117V38H116ZM151 33H152V34H151ZM186 34H187V35H186ZM198 34H199V35H198ZM213 34H214V35H213ZM2 35H3V36H2ZM101 35H102V33H101ZM110 35H111V36H110ZM200 35H201L202 37H201ZM208 35H209V36L211 35V36L209 37ZM55 36H56V35H55ZM55 36H54V38H55ZM107 36H108V35H107ZM167 36H168V37H167ZM185 36H186V37H185ZM193 36H194V38H193ZM104 37H105V39L108 38V37L106 38V36H104ZM181 37H182V38H181ZM188 37H189V38H193V39H190V40H193V41H194V42L191 41V43L193 42L192 44H191V43H190V44H189V43L187 44V42H188ZM203 37H204V39H203ZM208 37H209V38H208ZM0 38H1V39H0V42H1V44H0V76H1V77H0V86H1V87H0V93H1V94H0V97H1V98H0V106H1V107H0V110L2 111V112L0 111V112H1V113H0V118H1V123H0V124H1V127H2V126L5 127V129H3V127H2V129H1V130H2V133L0 132V134H3V132H4V134H7V135H4V136H0L1 139H2V143H4L3 145L5 146V148H3L4 146H2V144H1V142H0V144H1L0 147L2 146V151L4 152V153H3L2 151H0V152H2V153L4 154V156H3V154H1L2 156H0V157L3 159V160L1 159L2 161L0 160V168H1V171L3 170L2 172H3L4 175L2 174V176L5 177V178H4V177H1V175H0V177L2 178V179H0V181H1V180H2V181L4 180L3 182H5V183H7V181H9V183H7L8 185L5 184V183H3V182L1 181L3 184L7 185L6 187H7V190H8V191H6V189H5L6 187L3 188L5 185H4V186H3V185L0 186V198L2 199V200L0 199V213L2 212V213L0 214V233H1V235H0V251H2V252H0V255L3 256V257L0 256V262H1L2 264H4L6 261H7V262H6L5 264H30V263H31V264H36V262H38L37 264H51L50 261H51L52 257H53L55 254H57L60 258L57 256L58 258H57V257H56V258H57L58 260H57V259L54 260V258H53V259H52L53 261H56V260L59 261V262H57V264H58V263H59V264H63V262H64V264H69V263H68V260H69L70 258L67 259V257H69L68 255H70V252H72L73 248H72V246H70V248H71L70 250H71V251H69V254L67 255V254H65V253H68V252L65 251V253H64V252H63L64 250H63V247H62V246H64L65 243L67 242V243H66V244H67L66 246H67L68 248H66V249L69 250V246H68V244H69V242H70L71 240H68V241H69V242H68L67 239H66V242H64V244H63V241L65 240V239L62 238L63 236L61 235V236H62L61 239H63V240H61V239H60V234H59V237L56 235V236L58 237L57 240L59 241V239H60V240L62 241V242L59 241V242L57 243V244H58L57 247H59L60 244H61V245L63 244V245H62V246L60 245L62 248H61V247L57 248V251H56V247H55V246H56V244H55V241H56V240H55V238H56L55 234H58V232L60 231V230L57 231V229H62V228L65 227V225H64V227H62V225H63L64 223H66V222H64L65 219H66L65 217L68 216V219H70V222H71V226L74 225L72 228H74V231H75V230H78V233H79V232H82V231H79V230H81V226L83 225V226H82V227H84L83 234H84V232L86 231V233L84 234L86 237H88V236H87V234H88V232H89L88 228L90 227L89 229H91L92 226H93V229H91L90 232H94V231H95V232L93 233L95 239H94V241L91 242V244H92L93 242H95V243H98V242H99L100 245H103V243H104L103 247L99 245V246H100V249H101V248L103 249V248L105 247V244L107 243V245H108V242L111 241V240L109 241L108 239H106L107 237L109 238V236H106V235H105V240H106L107 242H106V241L104 242V240H102L100 237H98V236H102V237L104 238V236H103V235L105 234V233L103 234V232H105L104 229H107V228L110 227L111 230H110V229H107V231L110 230V231H112V233H115V231H117L116 228H117L118 226H120L121 228L126 226V225H125L126 222L124 223V220L127 221V222L131 221V223H132V214H131V217L129 216V213H131L132 208L129 210V211H130L129 213H128V210H127L128 208H126V207H130V203L132 202V199L130 198V200H128L129 198L127 199L126 197H124V195H125V194L128 195L129 192H128L127 190H124V188L121 190V188H122V187H125V184H124V183L127 182V183H126V185H127V184L130 182V184H129L128 186L130 187V191H131V190H132L131 187H132V183H133L131 180L133 179V177H134V179H135V177L137 178L138 176L135 175V173H132V169H131V168H132V167H131L132 165L130 164L131 159L127 156V155H130V154L127 153L125 156L122 154V156H124L123 159L128 157V159L130 160V161H129V164H130L131 166L128 165V160L126 161V159H124V160L122 159L124 162H126V164H125L124 162L121 161V162L124 164V166H123L122 164H121L122 166L120 165V166H121L120 168H122L121 171L123 170V167H125V169H126V170H124L126 174L123 173L125 177L123 176V174H121L123 177H120V173H119V172H118L119 174H117L118 177H116V176H115L116 174H114L113 171H112V173H113V174H112V177H113V175H114V179H116L115 181L117 182V183H116L115 181H113V183L115 182V183H114L115 185H116V184H117V185H118V184H119V185H122V187H121V186H120V187H119V186H116V187L113 186V187L116 188L117 191H119L118 188H120L121 192H122V191H126V192H128V193L122 192V194H124V195H122L120 192H118V193H120V194L123 196V199H124V198L127 199L128 202L125 201V203H124V201L120 198V196H121L120 194H119V195H120L119 198H120V200H121L122 203L119 201V199H118V202H116V199L118 198L116 195H118V194L115 195V192H117V191H115V189H114L113 191H112L111 189H109V188L112 186L110 183H112V180H114V179L111 178V175H110L111 172H109V174H108V176L110 175L108 178H111V180L108 181L109 179L106 178L107 176H104V175H103L104 173H102V172L99 171V170H100L101 168H102V169H105V168H103V167L100 165V164H102V163H105V164L108 165V166H107V165L103 164L104 167L106 166V170L108 169V170L110 171L111 168H112V170L115 169L114 167H112L111 164H110V166H109V163L111 162V161H110L111 159H108V158L111 157V156H113V153H114V152H113V149H114L115 146H113V143H111V141H113V140H114V141H118V140H119V139L116 137L115 134L118 133V132H120V131H119V127H120V125H117L118 123L116 122L115 118H114V120L111 118V120H112V121H111V122H112V127H113V129H114V126H117V127H118V128H117V129H118V132L115 131V130H117L116 127H115V130H113L112 127H111V125L109 124V126H110V130H109V129L107 130L108 132L110 131V132H109V136H108V134H106V133H104V132H103V133H104V135H103V133H101V131L95 132V131H97V130H96V129H97L96 126H94V129H95V130L92 129L93 127H92L91 125H89V123L86 121V117H84V116H86V114H87V116H89V114H90L89 112H91L92 109H94V108L96 109V108H97V107H96V106H97L96 104H98V100H99V99H98L96 96H94V95H90V96L88 95V96H87V97H88V101H90V99H91V101H93L92 99H94V103H95V102H97V103L94 104L93 102H90V103H92V104H90V105L93 107V108H92L90 105H89L90 107L88 106L89 102L87 101V103H86V105H85V108H86L87 110L91 109V111H89V112L87 113V111L85 110V113H84L85 115L83 114V112H81L82 110H81L80 107H78V106L76 107V105L73 106V102H72V104L70 103V105H72L73 107H75V110H77L78 116H80L79 118L81 119V121H82V122H86V124H88V125H86L85 123L83 124V125H84V130H85L84 134L86 135V137L88 136L87 138H90V139H88V140L91 141V142H90V143H91V150H92L93 152H96V154L98 153V154H97V157H98L99 159L96 158L97 161L100 160V158H101L100 155H107V156H108V157L105 156L104 159L101 158L102 160H100V162H98L97 166H98V168H100V169H98V170H95V168H96V167H95V163H92L93 161L91 162V161L88 159V157H84V158H85V159H84V158H82V156L80 155L81 158H80L79 160H78V159L76 160L77 157H75V155L77 154L76 152H79V151H80V145H81L80 143H79V145H78L77 142H81V141H79V139H77V140H78V141H77V140L75 139L76 137L74 136V134H73L72 132H71V133H72V134H71L72 136H71V135L68 134L66 131H64L63 127L65 128V126H63L64 123H62V122H63V121H62V118L59 116V113L56 111L57 109H56L55 107L48 106V104H46V105L44 104L45 101H44V99H43L42 91H41V89H40L39 87H34V88H33V90L35 89V91H36V94H33V93H32V94H33V95H32V98H33L34 100L36 99V101H35L36 103H33L34 101L29 99V98H31V95H30V92L28 91V89H26L25 86H21L19 83H17V85H16V82H17V81H16V79H14V78H16V74L14 73V71L11 72L12 70H14V69H13V64H11V63L13 62V60H12V59H13V56H11V55H12V53H11V49H12V48L9 47V46H10V45H9L10 43H9V41L7 40V36H6L5 33H3V31H1V30H0ZM2 38H3V39H2ZM196 38H198V39H196ZM207 38H208V39H207ZM60 39H59L58 42H56V43H57V45H59L60 48H61V47H63L62 42L64 43V41H63L64 38L61 40V42H60ZM186 39H187V40H186ZM205 39H206V40H205ZM2 40H3V41H2ZM57 40H56V41H57ZM108 40H109V38H108ZM157 40H158V41H157ZM197 40H198V41H197ZM209 40H210V42H209ZM46 41H47V42H46ZM163 41H164V42H163ZM183 41H184L185 43H184ZM211 41H212V43H211ZM221 41H222V40H221ZM213 42H217V43H218V44H216V43L214 44V45L216 46V48H215L214 45L212 46ZM60 43H61L62 45H60ZM138 43L140 44L141 47L144 46V45L142 44V38H141V37L139 38ZM210 43H211V45H209ZM4 44H5V45H4ZM196 44H197V45H196ZM203 44H204L205 46H204ZM37 45H38L37 47H39V44H38V43H37ZM45 45H46V46H45ZM109 45H111V47H115V46H113L111 43H110ZM193 45H195V46H193ZM198 45H199V46H198ZM201 46H202V48H205V49H203V50H205V51H202V50H201V49H202ZM217 46H218V47H217ZM1 47H2V48H1ZM6 47H7V48H6ZM44 47H42V48L44 49ZM64 47H65V46H64ZM187 47H188V48H187ZM192 47H193V48H192ZM194 47H196V48L194 49ZM197 47H199L200 49L197 50ZM206 47H207V49H206ZM213 47H214V48H213ZM39 48L42 49L41 47H39ZM39 48H38V49H39ZM134 48H136L135 45H132V52H133V54H134ZM212 48H213V50H214L213 52H215L216 50H217V51L219 50V51H218V52L216 51L215 53H213V52H212ZM43 49H42V51H44ZM113 49H114V48H113ZM215 49H216V50H215ZM67 50H68V48L65 49V51H67ZM206 50H208L207 54L204 53V52H206ZM3 51H4L5 53H4ZM39 51H41V50H39ZM201 51H202L206 56H205ZM209 51H210V52H209ZM2 52H3V53H2ZM7 52H9V53H7ZM66 53H67V52H66ZM169 53H168V54H169ZM200 53H201V54H200ZM208 53H210V54L212 53V54H211L212 56H211L210 54L208 55ZM68 54H69V52H68ZM133 54H132V55H133ZM199 54H200V55H199ZM220 54H219V55H220ZM195 55H196V56H195ZM198 55H199V56H198ZM219 55H217V56H219ZM9 56H10V57H9ZM202 56H203V58H204V56H205V57H206V58H205L206 60H205V59H202V58H201ZM209 56H210L211 58H210ZM11 57H12V58H11ZM213 57H214L215 59H214ZM9 59H10V60H9ZM6 60H7V61H6ZM54 60H55V61H54ZM54 60H53V62H54L53 65L56 66L57 63H58V66H57V67L59 68V67L61 66L60 59L55 58ZM204 60H205V61H204ZM214 60H215V61H214ZM11 61H12V62H11ZM220 61L222 62V66H219V65L221 64ZM216 62H217V63H216ZM229 62H230V61H229ZM55 63H56V65H55ZM198 63H199V62L197 61V64H198ZM8 64H9V65H8ZM201 64H200V65H201ZM2 65H3V66H2ZM51 65H52V64H51ZM198 65H199V64H198ZM4 66H5V68H4ZM9 66H10L11 68H10ZM226 66H225V67H226ZM6 67H7V68H6ZM117 67H118V66H117ZM117 67H116V68H117ZM3 68H4V70L6 69V70H5V71H6L5 73H4ZM223 68H224V66H223ZM223 68H222V69H223ZM7 69H8V70L11 69V70L7 72ZM119 69H120V70H119ZM149 70L152 71L153 73L151 72V74H152L153 76H155V72H156V70H154V68L151 67V66H149ZM162 70H163V69H162ZM160 71H161V70H160ZM9 72H10V73H9ZM118 72H119L123 77L125 76V75H124L125 72L123 71V69L118 68ZM12 73H13V74H12ZM2 74H3V75H2ZM9 74H11V75H9ZM82 74H83V77H86V78L88 79V75H89V74H88L87 71L82 70V71H77V72H76V75H82ZM157 74H158V73H157ZM157 74H156V76H155V79H157L158 84H159L158 86H160V91L162 92V93L160 94L161 96L159 95V93H157V96H155L156 98L153 97V99H154V98H155V99H158V100H156L157 104L155 103V99H154V100L151 99V102H152V103H151V102H150V103H151V105H153V106L151 107V105H149L150 103L147 104V106H145V107H148V108L146 109L147 111L145 112V113H146V114H145L146 116H143V114L141 115V112H140V111H139V115L136 116V113H134V111H132V112H133V115H132V131H134V129H136V130L139 129V131L142 130L141 132H142L143 135H144V136H143V140L145 141V143H147V141H148L149 139H151L152 141L155 139V142H154V144H155V149L158 151V153L160 152L162 155H163V153H164V155H163V157H164V158H163V159H164V160H163V164H166V163H167L166 166L163 165L162 163H161V165H162V167H164V172H166L167 175H170L174 170L172 169L173 167H172V165L169 163V159H168V157H166V156H168V155H173V153H172L173 150H172V149L175 150V147L171 144V141H172V143H173V138H172V140H171L170 137H175V138L178 140L177 137L179 136V134H178V136H177V134H175V136H172L171 133L173 134V132H174V131H172V129L174 128V129H176L175 131L178 132L179 130L177 131V127L180 126V123H181V125H182V122L179 123L178 121H180V120H176V118H177V119L181 118V117H180V116L182 115L181 113L185 112L186 110H187V111H186V114L191 113V112H190V110H188V107H187L188 104H187V102L184 101V97H185V94H186V88H187V87L185 86L186 84H184V83L182 84V80H177L176 78H175V80L173 79V83H172V81L170 82L169 80H168L169 82H167V77H168L167 74H168V73H167V70H166V69H164L163 72H162V71L160 72V74H161L160 76H162L161 78H159V75H157ZM7 75H8V76H7ZM165 75H166V76H165ZM5 76H6V78H5ZM12 77H13V78H12ZM157 77H158V78H157ZM59 78H60V77H59ZM161 79H162V80H161ZM60 80L62 81L63 79L60 78ZM147 80H148V79H147ZM147 80H146V81L143 80V84H144V85L147 84V83H146V82H148ZM159 80H160V81H159ZM12 81H13L14 83H13ZM55 81H56V80H55ZM9 82H12V83H10V84H11V85L13 84V85L11 86V85L9 84ZM132 82H133V81H132ZM144 82H145V83H144ZM61 83L63 84L64 82H61ZM166 83H167V84H166ZM6 84H7V85H6ZM62 84H61L60 86H63L64 84H65V85H68V84H67V81H65V83H64L63 85H62ZM173 84H174V85H173ZM14 85H16L15 88L13 87ZM19 85H20L21 87H20ZM65 85H64V87H66ZM170 85H171V87H170ZM7 86H9V87H7ZM17 86H18L19 89H17ZM172 86H173V88H172ZM23 87H24V89H23ZM169 87H170L171 89H169ZM10 88H11V89H10ZM60 88H62V87H60ZM174 88H176V89H174ZM65 89H66V90L68 89L69 92L72 91V88L70 89L69 85H68V88H67V87H66V88H62V90L66 91ZM69 89H70V90H69ZM168 89H169V91H168ZM178 89H179V90H178ZM11 90H12V92H11ZM16 90H18V93H19V91H20V93L17 94ZM26 91H27V93H26ZM181 91H182V92H181ZM183 91H184V92H183ZM13 92H14V93H13ZM21 92H22L23 94H22ZM33 92H34V91H33ZM170 92H171V93H170ZM179 92H181V93L179 94ZM5 93H6V94H5ZM25 93H26V95H27V94L29 95V97H27V99H26V95H24ZM34 93H35V92H34ZM70 93H72V92H70ZM132 93H133V92H132ZM175 93H176V94H179V95L175 96ZM182 93H183V94L185 93V94L183 95ZM13 94H14V97H13ZM16 94H17V95H16ZM162 94H164L165 96L163 95V96H164V97H163ZM181 94H182V95H181ZM10 95H11V96H10ZM28 95H27V96H28ZM34 95L37 96V97H35ZM180 95H181V97H180ZM24 96H25V98H24ZM178 96H179V97H178ZM158 97H160L161 99L158 98ZM168 97H169V98H168ZM174 97H176V98H174ZM22 98H23V99H22ZM9 99H10V100H9ZM20 99H21V101H19ZM25 99H26V100H25ZM28 99H29L31 102L33 101V102H32L33 104L38 105V107L35 106V105L33 106L34 108L36 107L35 109H37V110L34 109V110L36 111V113H35V112H32L33 115H35L36 123H35V120H34L35 118H34L33 116H29V117L34 118V119H32L34 122H33L32 120H31V121H32L31 123H30V121H28V122H29V125H28V123H27V118H28L27 115H28V113H30L32 110L29 109V108H30L29 106H30L31 103H30V101H29ZM96 99H98V100L96 101ZM177 99H178V100H177ZM6 100H7V101H6ZM8 100H9V101H8ZM23 100H24V101H23ZM27 100H28V102H27ZM159 100H160L161 102H160ZM162 100H163L164 102H163ZM172 100H174V101L176 100V101H178V102H180V103H182V104L179 105L180 103H178V102H173ZM182 100H183V101H182ZM158 101H159V102H158ZM168 101L170 102V105L175 104V105H173V106H174V109H173L172 106H171L172 109L169 108V107H170L169 104L167 105V103H169ZM18 102H19V103H18ZM24 102H25V103H24ZM22 103H23V104H22ZM99 103L101 104V103H103V102H99ZM104 103H105V102H104ZM183 103H184V104H183ZM13 104H14V105H13ZM18 104H19V105H18ZM25 104H26V105H25ZM27 104H28V105H27ZM33 104H32V105H33ZM100 104H98V105H100ZM186 104H187V105H186ZM2 105H3L4 107H3ZM10 105H11V106H10ZM159 105H160V106H159ZM166 105H167V106H166ZM177 105H178V108H179V106H180V110H181V109H184V110L181 111V113L179 112L180 115H178L179 113H176V111L178 112V111H180V110H179L178 108H177L178 110H175ZM16 106H17V107H16ZM23 106H24V107H23ZM46 106L49 107V108H46ZM100 106H102V108H104V106H106V104H104V106H103V104H101ZM100 106H99V107H100ZM154 106H155V108H154ZM168 106H169V107H168ZM185 106H186V107H185ZM25 107H26V108H25ZM39 107H40V108H39ZM87 107H88V108H87ZM149 107H150V109H149ZM166 107H167V108H166ZM184 107H185V108H184ZM6 108H7V109H6ZM17 108H19L20 110L17 109ZM38 108H39V109H38ZM151 108H152V110H151ZM186 108H187V109H186ZM21 109L23 110V112H22ZM26 109H27V111H26ZM28 109H29L30 111H29ZM42 109H43L44 111H43ZM51 109H53V110H51ZM153 109H154V110L157 109V112H158V113H156V110L154 111ZM159 109H160V110H159ZM161 109H163V110H161ZM169 109H171V110H169ZM3 110H4V111H3ZM8 110H9V111H8ZM41 110H42V111H41ZM105 110H106V107L104 108V110H103V109L101 110V108H100V109L97 110V111H98V112H102V115H101V113H100V114L98 113V114H99L100 116H102V117H105V114H103V113L106 112ZM144 110H145V109H144ZM167 110H168L169 112H167ZM172 110H174L175 112L172 111ZM28 111H29V112H28ZM39 111H41V112H39ZM103 111H104V112H103ZM165 111H166V112H165ZM171 111H172L173 113H172ZM188 111H189V112H188ZM8 112H9V113H8ZM14 112H15V114H14ZM37 112H38V113H37ZM42 112H44L45 115H44ZM159 112H160V113H159ZM162 112H163V113H162ZM6 113H7L8 115H7ZM32 113L29 114V115H32ZM40 113H41V114H40ZM155 113H156V114H155ZM9 114H11L12 116H10ZM25 114H26L27 118H26ZM42 114L45 116V118L41 117V118H43V119H41V120L38 119V120H37V118H38L40 115L43 116ZM50 114H53V115H50ZM57 114H58V115H57ZM158 114H160L161 117H160V115L158 116ZM163 114H164V115H163ZM184 114H185V113H184ZM184 114H183V115H184ZM5 115H7V116H5ZM23 115H24L25 117H24ZM46 115H49L50 118L54 119V120H55V123H54V120L52 121L50 118L47 119V116H46ZM82 115H83V116H82ZM140 115H141L142 117H141ZM170 115H171V116H170ZM172 115H173V117H172ZM183 115H182V116H183ZM192 115H193V116H191V115L189 116V119L187 118L188 115H187V117L184 115V116L186 117L184 120H185L186 122H189V120H190L189 123H191V121H193V122L199 124V122H198L199 119H198V121H197V118H195L194 114H192ZM166 116H168V117H166ZM12 117H13V118H12ZM135 117H136V118H135ZM170 117H171V119H170ZM191 117H192L193 119L195 118L197 122H196L195 120H193V119L191 120ZM16 118H17V119H16ZM84 118H85V119H84ZM105 118H106V117H105ZM105 118H103V119L105 120ZM152 118H154V119H152ZM160 118H161V119H160ZM168 118L170 119V122H171V123H172L174 120H176L177 122H175V123H177V125L174 124V122H173V123H172V127H173V128L169 127V126L166 124V123L168 122V120H169ZM172 118H173V119L175 118V119L173 120ZM6 119H7V120H6ZM46 119H47L48 121H47ZM107 119H109V118H107ZM138 119H139V121H138ZM147 119H148V120H147ZM159 119L162 120V121H160ZM2 120L5 121V122L3 121V124H2ZM16 120H17V122H16ZM29 120H30V119H29ZM45 120H46V121H45ZM109 120H110V119H109ZM109 120H108V121H109ZM140 120H141V121H140ZM143 120H144V121H143ZM155 120H157L158 122L155 121ZM187 120H188V121H187ZM23 121H24V122H23ZM25 121H26V122H25ZM38 121L40 122L39 124H37ZM49 121H50V123H49ZM57 121H58V122H57ZM108 121H105L106 124H108V123L110 122V121H109V122H108ZM113 121H115V123H113ZM146 121H148L149 123L146 124ZM8 122H9V123H8ZM42 122L44 123L45 126H46V124H48V123H49L48 125L51 124L52 127L47 125V126L49 127V128L46 127L47 130H48V129H49L50 131H51V130H55V132H56V129L58 130V129L60 128V129H59V130H60V132H59L60 134H59L58 132H56V134L59 136V139H60V140H57V141H59V144H60V142H61V140H62V142H61L62 144H60V145L66 147L67 150H63V149H62V150H63L62 153H64V151H66L64 154H62V153L60 152L62 147H61V146H60V147H59V146L57 147V145H56V144H58L57 141H56V144H55L56 147H54L55 145L53 146V144H52V146H53L54 148H58V152L56 151L57 149L54 150V149H51L50 147H49V149H47L48 147H46V146H48V145H47L46 142H48V140H47L46 137H49V136L51 135V134H50L51 132H50V131H47L49 134L46 133L45 126H44L43 124H41ZM111 122H110V123H111ZM163 122H164V123H163ZM165 122H166V123H165ZM116 123H117V124H116ZM141 123H142V126H143V127L141 126ZM178 123H179V124H178ZM4 124H5V125H4ZM23 124H24V125H23ZM115 124H116V125H115ZM148 124H149V125H148ZM152 124H153L154 126H153ZM16 125H17V126H16ZM32 125H33V126H32ZM35 125H38V126L36 127ZM42 125H43L44 127H43ZM57 125H58V126L60 125V126L58 127ZM92 125H93V124H92ZM146 125H148V127H147ZM158 125H160V126H158ZM6 126H7L8 128H7ZM25 126L28 127V128H30V129H31V127H32L33 130H32V129L29 130L28 128H24ZM29 126H30V127H29ZM39 126H40V127H39ZM53 126H54V127H53ZM89 126L91 127V129L93 130V132L91 131V129H90ZM161 126H162V127H161ZM174 126H176V127H174ZM182 126H183V125H182ZM1 127H0V128H1ZM14 127H15V129H14ZM21 127H22L23 129H22ZM34 127H36L37 129L34 128ZM50 127H51L52 129H50ZM136 127H137V128H136ZM139 127H140V128H139ZM152 127H153V128H152ZM201 127L204 128V127L201 126V125H200V127H197V128L200 130V132H199L198 129H196L197 131L194 130V132H191L190 134H189L188 132H186L187 135H188V137H190L191 135H193V136H196L197 138H200V139H208V140H211L214 136H212V135L210 136L209 134H207V133H209V132L206 131L207 129L205 130V128L202 129ZM11 128H12L13 130H12ZM41 128L44 129V131H45V132H44V131L42 130V134H43V132H44V134L46 133V136L44 135V136H45L44 139L47 140V141H45V142H43V140H42V138H41L42 135H40V136L37 135V134H41V133H40V131H41L40 129H41ZM55 128H56V129H55ZM122 128L124 129V127L121 126V127H120V130H121ZM148 128H149V129H148ZM151 128H152V129H151ZM161 128H162V129H161ZM180 128H183V127H180ZM27 129H28V131H27ZM66 129H68V128H66ZM147 129H148V130H147ZM159 129H160V130H159ZM163 129H165V130H163ZM201 129L204 130L205 132L202 131ZM68 130H69V129H68ZM84 130H83V131H84ZM146 130H147V131H146ZM26 131H27V132H26ZM35 131H36V133H35ZM122 131H125V129L122 130ZM152 131H153L152 136L155 135L154 137L149 136V135H151L150 133H152ZM154 131H156V132H154ZM164 131H165V132H164ZM166 131H167V132H166ZM68 132H69V131H68ZM113 132H114V133H113ZM157 132H158L163 138H162L159 134H158L159 136L156 135ZM160 132H161V133H160ZM168 132H169V133H168ZM170 132H171V133H170ZM15 133H16V135H15ZM26 133H27V134H26ZM32 133H33V134H32ZM34 133H35L36 137H35ZM52 133H54V131H52ZM69 133H70V132H69ZM91 133H92V134H91ZM95 133H96V134H95ZM100 133H101L102 135L99 136ZM111 133H112V137L110 136ZM155 133H156V134H155ZM196 133H197V134H196ZM28 134H29V135H28ZM56 134H53V136H52V141L50 140V142H48V144H51V142L53 143V141H54L53 138L55 137L54 135H56ZM97 134H98V135H97ZM118 134H120V133H118ZM162 134H163V135H162ZM164 134H165L166 136H165ZM168 134H169L170 136H169ZM194 134H195V135H194ZM31 135H33V137H32ZM47 135H48V136H47ZM60 135H61V136H60ZM68 135L70 136V138H69ZM85 135H84V136H85ZM93 135H94V137H93ZM6 136H7V137H6ZM21 136H22V137H21ZM29 136H31L30 139L28 138ZM44 136H43V137H44ZM95 136H96V137H95ZM106 136L108 137V139H107ZM113 136H114V137H113ZM117 136L119 137V135H117ZM4 137H5V138H4ZM25 137H26V138H25ZM37 137H38V139H36ZM61 137H62V139H61ZM63 137H64V138H63ZM159 137H161V138H159ZM166 137H167V138H166ZM3 138H4V139H3ZM20 138H21V139H20ZM27 138H28V139H27ZM34 138H35V140H34ZM39 138H40V139H39ZM50 138H51V136H50L48 139H50ZM71 138H74V141H72ZM87 138H86V139H87ZM104 138H105V139H104ZM109 138H110V139H111V138H112V139L114 138V139H113V140H112V139L110 140ZM119 138H120V137H119ZM147 138H149V139H147ZM179 138H180V137H179ZM1 139H0V140H1ZM9 139H10V140H9ZM23 139H24V140H23ZM25 139H26V140H25ZM55 139H57V138L55 137ZM117 139H118V140H117ZM14 140H15L17 143H16ZM30 140H31V142H32L33 145L31 144ZM88 140H87V141H88ZM108 140H110V141H109L110 143H108ZM156 140H157V141H156ZM158 140H159L160 143H158ZM164 140H165V141H164ZM213 140H216V138H213ZM13 141H14V143H13ZM179 141H180V139L178 140V142H179ZM5 142H7V143H5ZM27 142H28V143H27ZM33 142H34V143H33ZM35 142H36V143H35ZM37 142H38V143H37ZM40 142H41V143L43 142L44 144H43V143L41 144ZM63 142H64L66 145L63 144ZM98 142H100V143H98ZM105 142H106V143H105ZM8 143H9V144H8ZM25 143H26V144H25ZM54 143H55V141H54ZM96 143H98V145H95ZM157 143H158L159 145H157ZM15 144H16V145H15ZM59 144H58V145H59ZM67 144H68V145H67ZM107 144H108V146H107ZM11 145H12V146H11ZM28 145H29V146H28ZM34 145H37V146H34ZM40 145H41V147H39ZM43 145H45V147H43ZM110 145H111V146H110ZM114 145L117 146L116 143H114ZM6 146H7V147H6ZM13 146H14V147H13ZM15 146H16V147H15ZM32 146H34V147L32 148ZM50 146H51V145H50ZM100 146H101V151H100V149H99ZM195 146H198V143L195 144ZM9 147H10V148H9ZM36 147H37V148H36ZM53 147H52V148H53ZM67 147H68V148H67ZM171 147H172V148H171ZM41 148H42V149H41ZM44 148H45V150H43ZM59 148H60V149H59ZM199 148H200V150H199L200 152H201L202 150H204L203 147H202V149H201V147H199ZM206 148H207V147H206ZM5 149H6V150H5ZM10 149H11V150H10ZM13 149H14V150H13ZM46 149H47V150H46ZM50 149H51V150H50ZM110 149H111V150H110ZM115 149L117 150L116 147H115ZM170 149H171V150H170ZM0 150H1V149H0ZM59 150H60V151H59ZM108 150H109V151H108ZM5 151H7V152H5ZM55 151H56L58 154H55ZM73 151H74V152H73ZM106 151L108 152V154H107ZM110 151H111V152H110ZM147 151H148V150H147ZM171 151H172V152H171ZM207 151H208V150H207ZM207 151H206L205 153H207ZM10 152H11V153H10ZM17 152H18V153H17ZM26 152H27V153H26ZM51 152H54V153H52V154H55V155H52ZM59 152H60V154H62L63 156H64L66 153H68L69 155L72 154L71 156H73V158H72L73 160L70 159V156H69V155H68V157H67V156L62 157V155H60ZM71 152H72V153H71ZM102 152H103V153H102ZM166 152H167V153H166ZM169 152H170V153H169ZM12 153H13V154H12ZM41 153H45L46 155L49 154V155L54 156V157H53V159L51 160V159H50L51 156L47 155L46 158L48 159V157H49V160H47V159L44 157V156H46V155H43V154H42L43 157H44V159H43ZM73 153H76V154L74 155ZM100 153H102V154H100ZM104 153H105V154H104ZM110 153H111V154H110ZM168 153H169V154H168ZM203 153H204V151H203ZM208 153H211V152L209 151ZM6 155H7V156H6ZM9 155H10V156H9ZM13 155H14V157H13ZM26 155H27V156H26ZM34 155H35V156H34ZM39 155H40V156H39ZM66 155H67V154H66ZM210 155H213V153L210 154ZM20 156H22V157L24 156V157L22 158V157H20ZM36 156H37V157H36ZM126 156H127V157H126ZM33 157H34V158H33ZM55 157H56L57 159H59V161H57V163L54 162V161H56V160H55V159H56ZM130 157H131V156H130ZM13 158H14V160H13ZM36 158H37L38 161L36 160ZM51 158H52V157H51ZM54 158H55V159H54ZM64 158L69 159L71 162L74 161V160H76V161H74L75 163L72 162V163L74 164V166H75V168H74L75 170L73 169V166H72V167H71V166H67V164H66L67 160H66L65 163H63V160H65ZM74 158H75V159H74ZM86 158H87L88 160H86ZM106 158H107L108 160H107ZM131 158H132V157H131ZM165 158H166V159H165ZM8 159H9V160H8ZM15 159H16V161H15ZM29 159H30V160H29ZM45 159H46V163H47L48 165H47L46 168H44V169H45V171H44L42 166L45 167L46 163L42 165V162H43ZM62 159H63V160H62ZM132 159H133V158H132ZM167 159H168V161H167ZM4 160H5V161H4ZM19 160H20V161H19ZM22 160H23V161H22ZM61 160H62V163H63V164L60 162ZM82 160H83L85 163H84V162L82 163ZM133 160H135V159H133ZM6 161H7V162H6ZM8 161H9V162H8ZM13 161H14V163H13ZM29 161H30V162L32 161L31 163H32V164L34 163V164L32 165ZM52 161H53V162H52ZM70 161H68V165H71V164H70V163H71ZM78 161H79L80 163H79ZM1 162H2V163H1ZM24 162H25V163H24ZM51 162H52L53 164L55 163V165H54L55 167H54V166H51V168L55 169V170H53V172H54V173H52L53 175L51 174V170H52V169L50 170V164H51ZM58 162L61 163V164L58 165ZM69 162H70V163H69ZM89 162L92 163V167L94 166V168H92L91 166H89V165H91V164H89ZM132 162H134V161H131V163H132ZM175 162L177 163V165L174 164L176 167H175L174 165H173V166H174V168H177V169H175L176 172L174 171L176 175L180 172L178 176H181L183 179H185L184 177H186L185 181H186V180L189 181L190 178H192L193 176H196V175H195V174H196V173H195L196 171H195L194 173L191 172V171H193V169L196 170L195 167H194V164H192V162H190V165H188L189 163H186V162H185L188 166H187L185 163H184V165H183V164H182V165H179V162H177V161H175ZM9 163H10V164H9ZM16 163H17V164H16ZM20 163H21V164L23 163L24 165H23V164L21 165ZM37 163H38V164H37ZM43 163H44V162H43ZM87 163H88V164H87ZM99 163H100V164H99ZM153 163H154L153 160H151V162H150V168H152V169H154V164H153ZM168 163H169V164H168ZM29 164H30L31 166H30ZM35 164H37V165H35ZM39 164H40V165H39ZM73 164H72V165H73ZM78 164H80V165L83 164V165H85V166L83 167V166H80V165H78ZM86 164H87V167L89 166V167L92 169V170L89 169V171L91 170L90 172H88V170H87V171L85 170V168L87 169ZM93 164H94V165H93ZM7 165H8V166H7ZM15 165H16V166H15ZM18 165H20L22 168H21L20 166H18ZM26 165H27V167H26ZM63 165H66V166H67V167H64L65 169L63 168V169H64V171H63L64 173H65V170H66V169H67L66 172L68 171V173H69V170L72 172V174L69 173V174L71 175V179H72V177H73L72 180H70V181H69V180H65V179H69V176H70V175L68 174L69 176H65V175L62 174L63 172H60L61 169L59 170L58 167H59V166H63ZM77 165H78V166H77ZM126 165H127V166H126ZM167 165H168V166H167ZM11 166H12V167H11ZM34 166H35L38 170L35 169V168H33ZM37 166H38V167H37ZM99 166H100V167H99ZM128 166H129V167H128ZM180 166H182V167H184V168H182V167H180ZM189 166H190V168H189ZM16 167H17V169H16ZM24 167H25V168H24ZM48 167H49V168H48ZM76 167H78V169H77ZM79 167H82V169L79 168ZM108 167H109V168H108ZM130 167H131V168H130ZM166 167H167V168H166ZM171 167H172V168H171ZM179 167H180L181 169H180ZM186 167H187L188 169H190V170H188ZM191 167H193V168H191ZM13 168L16 170V174H15V170H14ZM18 168H20V169H22V170H20V169H18ZM31 168H32V169H31ZM40 168H41V169H40ZM47 168H48L50 171L47 170ZM60 168H62V167H60ZM83 168H84V169H83ZM165 168H166V169H165ZM205 168H206V166H205ZM23 169H24V170H23ZM29 169H31V170H29ZM63 169H62V170H63ZM79 169H80V170H79ZM96 169H97V168H96ZM128 169H129V170H128ZM13 170H14V172H13ZM18 170H19V171H18ZM28 170H29L30 172H29ZM33 170H34L35 172H34ZM36 170H37V171H36ZM40 170H41V171H40ZM46 170L49 171L48 174L46 173ZM76 170H77V172H76ZM78 170H79V172H78ZM106 170H105V171H106ZM108 170H107V171H108ZM130 170H131V171H130ZM169 170H173V171L171 172V171H169ZM184 170H185V171H184ZM39 171H40V172H39ZM42 171H43L44 173H42ZM96 171H99V175H100V176L102 175V178H103V176H104V177L107 179V180H106L105 178H103V180L106 181V184H108V185H106L102 180H99V179H101V177H99V178L97 179V181H95V178H96L95 174H93V176H95V177H94V179H92L93 176L91 177L89 173H91V172H92V173H95ZM119 171H120V169H119ZM124 171H122V172H124ZM126 171H127V172H126ZM5 172H6V173H5ZM20 172H22V173H20ZM28 172H29V173H28ZM36 172H37V173H36ZM80 172H81V173H80ZM100 172H101L102 174H100ZM114 172H115V171H114ZM122 172H121V173H122ZM128 172L130 173L129 175H131V177L133 176L132 178L130 177V179H128V178H129V177H128L129 175L126 176V175L128 174ZM13 173H14V174H13ZM18 173H19V174H18ZM26 173H28L29 175L26 174ZM33 173H35L36 175L33 174ZM45 173H46L48 176H50V178L52 177V181H50V182H52V183H50V184H53L52 187H53V189H54V190H53V191H54V192H53V199H55V200H53V201H54L53 204H54V205H55V204H56V205L58 204V205L60 206V203H61L62 201H64V200L61 201V199H66V198H67V199H66L65 201H68V200L70 201V200L72 199V204H73V206H72L73 208H72L71 210L69 209L70 211L68 210L69 206H67L68 204H69V205L71 204V202H69V201H68V204H66L67 202H65V203L62 202V204H64V206L66 205V206L64 207V209H63V208L60 209V208L63 207V206L57 208L56 205H55V206H56L57 210H56L55 207L53 208L54 210L51 209L53 213L57 211V212H56V213L58 214V215H57V218L55 217V216H56V215H55L56 213L52 214L51 216L55 215V216L53 217V219H54V218H55V220L57 219V223H58V225L62 227V228H61V227H58V228H57V225H54V226H56V228H57V229L55 228V230H54V231H56V232H54L55 234L53 233V235H52L51 237H49V238H52V240L54 239L53 243H54L55 245H53L52 240L50 239V240H51V245H53L54 247L51 246V245L48 246V244H50V240H49V241H48V240L45 241L46 239H49V238H45V237L48 236V234L45 235V234H46L45 232H46V229H47L46 226L48 227V225H47V221H48V219H47V218H49V217L47 216V215H49V213H48V206H47V202H48V201H45V200H47L48 198H47V196H46L47 194H42V193H45V192H43L44 190L47 191V188H46V187H47V185H48L47 183H49V177H48V180H47L48 182L45 181L46 179L43 178ZM55 173H57V174H55ZM58 173H59V174H58ZM96 173H97V172H96ZM107 173H108V172H107ZM107 173H105V175H106ZM188 173H190V175H189ZM191 173L194 174V175H192ZM202 173L205 174V172H202ZM12 174H13V175H12ZM40 174H41V175H40ZM66 174H67V173H66ZM79 174H81V175H79ZM86 174H88V176H87ZM132 174H133V175H132ZM183 174H184V176H182ZM200 174H201V172H200ZM200 174H198V175H199V176H202V175H200ZM17 175H18V178H19V179L17 178ZM22 175H23V176H22ZM33 175H34V176H33ZM38 175H39V176H38ZM62 175H63V176H62ZM76 175H77V176H76ZM91 175H92V174H91ZM97 175H98V174H97ZM187 175H189V177H190V176H192V177H190V178L188 177V178H189V179H188V178H187ZM31 176H33V177H31ZM35 176H37V177H35ZM40 176H41V177H40ZM45 176H46V175H45ZM54 176H55V177H54ZM60 176H62V177H60ZM64 176H65V178H64ZM89 176H90V177H89ZM25 177H26V178H25ZM28 177H29L31 180H30ZM58 177H59V178H58ZM66 177H68V178H66ZM75 177H76V179H75ZM78 177H79V179H78ZM82 177H83V178H82ZM97 177H98V176H97ZM127 177H128V178H127ZM27 178H28V179H27ZM33 178H34V179H33ZM36 178H37V179H36ZM40 178H42V180H44L45 182L41 181ZM45 178H46V177H45ZM53 178H54L55 180H54ZM56 178H57V179H56ZM61 178H62L63 180H61ZM90 178H91V179H90ZM117 178H118V179H117ZM122 178H123V179H122ZM193 178H194V177H193ZM223 178H224V177H223ZM223 178L220 177V179H223ZM9 179H10V180H9ZM11 179H12L13 181H12ZM39 179H40V181H39ZM86 179H87V181H86ZM119 179H120V183H121V184L119 183ZM124 179H125V180H124ZM169 179H171V175H170V178H169ZM225 179H226V177H225ZM28 180H30V181H28ZM34 180H35V181H34ZM37 180H38V181H37ZM56 180H57L58 183L56 182ZM58 180H59V181H58ZM64 180L67 181L66 183H69V185H67L65 182H62V181H64ZM73 180H74V181H73ZM82 180H83V181H82ZM93 180H94L96 183H97L98 180H99L101 183H103V185H105V186H102V187L104 188V192H105V193H106V191H105V187H106L107 191H108V189L111 190L110 194H111V193H114V194H111V195L116 197V199H115V197H113V199H115V200H112V199H111L112 197H109V196H110L109 191H108V194H109V195H108L107 193H106L107 196H106L105 193H104V194H105V196L108 198V199H107V202L109 201V203L111 204V207L114 206L115 203L117 204V205H115V207H113V208H115L114 210H117V211L119 210L118 213H117V211H116V215H115V213H113V212H112V213L110 212V214L108 213V212L112 209L111 207H110L111 209H109V208H108V205L106 206V209H108L109 211L106 212V213L109 214V215H107L106 213L103 214L105 211H107V210L104 208L105 205L100 204V203L102 202V201L100 202V199H101V198H100V196H101L100 194H102L103 191H102V189H97V188H99L100 185H102V184H100V183L98 182L97 185H98L99 187H97V186H96V183H95ZM129 180H130V181H129ZM216 180H218V179H216ZM10 181H12V182H10ZM20 181H21L22 183H21ZM23 181H24V182H23ZM54 181H55V182H54ZM60 181H61L62 183H61ZM77 181H79V182H77ZM107 181H108V182H107ZM122 181H123V182H122ZM124 181H126V182H124ZM134 181H136V180H134ZM138 181H139V180H138ZM138 181L136 182V184H138ZM183 181H184V180H183ZM226 181H228V180L226 179ZM29 182H30V184H29ZM40 182L42 183V185H41ZM72 182H73V183H72ZM74 182H75V183H74ZM87 182H88V183H87ZM186 182H187V181H186ZM186 182H185V183H186ZM13 183H14V184H13ZM17 183H18L19 185H17ZM32 183L34 184V186L32 185ZM37 183H38L39 185H38ZM45 183H46V184H45ZM55 183H56V184H55ZM60 183H61V185H63V184L65 183L67 186H62V187H61V185H59ZM86 183H87V184H86ZM93 183H94V185H92ZM122 183H123V184H122ZM162 183H163V182H162ZM162 183H160V184H161V187H162V185H163ZM167 183H168V184H170V183L172 184V183H173V179L168 180ZM175 183H176V182H175ZM175 183H174V184H175ZM182 183H184V182H182ZM187 183H188V182H187ZM187 183H186L185 186H188V185H189V184L187 185ZM215 183H217V182H215ZM215 183H214V184H215ZM226 183H227V182H226ZM70 184H71V185H70ZM72 184H73V185H72ZM74 184H75V185H74ZM114 184H113V185H114ZM171 184H170V185H167V187L169 186V188H170V189L167 188V190H169V191H166V193H165V191H164L165 194L161 192V193L163 194L164 197H163L161 194L158 195V196H160L161 198H158V196H157L158 200H159V199L161 200L160 203H162V202H163V203L171 202L170 200H172V198H173L174 196H177L176 198L174 197V199H176V201H175L176 204L178 203L177 198H178V200H179V203H181V201H182L181 199H183V200H185V201H188V198H187V197H189L188 194H187L185 191L182 192L180 189L175 190L176 188H174V189L171 188L170 186L173 187V184H172V185H171ZM177 184H178V183H177ZM177 184H176L175 186H179V185H177ZM200 184H201V183H200ZM200 184H196V185H199V186H200ZM202 184H203V183H202ZM9 185H10V186H13V187H12V188L9 187V188H10V189H9V188H8ZM24 185H25V186H24ZM31 185H32V187H31ZM35 185H36V187H35ZM45 185H46V186H45ZM58 185H59V186H58ZM84 185H85V186H84ZM88 185H89V186H88ZM123 185H124V186H123ZM133 185H135V184H133ZM164 185H166V183H164ZM164 185H163V186H164ZM196 185H195V186H196ZM2 186H3V187H2ZM17 186H18V187L23 186V187L18 188ZM26 186H27V187H26ZM29 186H30V187H29ZM41 186H43V187H41ZM68 186H70V188H68L69 191H67L68 189H66V187H68ZM72 186H73V187H72ZM77 186H78V187L80 186V187H79L80 189H79V188H76ZM83 186H84V187H83ZM93 186H95V189L99 190V191H97V193L95 194V196L98 195V192L100 193V192L102 191V192L98 195V196H99V200H97V199H98V196H96L97 199H96V197H95V199L97 200V202L95 201L94 203H93V201H94L95 199L92 200V199L89 197V196H92V195L96 192L95 189H94V190H95V192H94L93 189L91 188V187H93ZM107 186H108V188H107ZM175 186H174V187H175ZM185 186H184V187H185ZM199 186H196V187H198V188L200 189V188H202V187L205 186V185L203 184L202 187H201V186L199 187ZM226 186H228V184H227ZM16 187H17V190H16ZM88 187H89V188H88ZM96 187H97V188H96ZM117 187H118V188H117ZM179 187L182 188V186H179ZM189 187H190V185H189ZM189 187H187V188H189ZM24 188H25V189H24ZM33 188H34V190H35L34 192H36V193H34V194H33V192H32V189H33ZM36 188H37V190H36ZM44 188H46V189H44ZM84 188H85V189H84ZM86 188H87V189H86ZM93 188H94V187H93ZM155 188L158 189V188H159V185H158V184H155ZM177 188H178V187H177ZM187 188L185 187L183 190H185V189L188 190ZM194 188H195V187H194ZM42 189H43V190H42ZM62 189H63V190H62ZM65 189H66V190H65ZM81 189H82V190H81ZM112 189H113V188H112ZM125 189H126V187H125ZM137 189H138V187H137ZM171 189H173V190H171ZM199 189H198V190L195 189V190H196L197 192H199ZM206 189H207V188H206ZM2 190H3V191H2ZM10 190H11V191H10ZM18 190H19V191H18ZM21 190H22V191H21ZM25 190H26V191H25ZM28 190H29V191H28ZM30 190H31V191H30ZM41 190H42V191H41ZM55 190H56V191H55ZM58 190H60V191H58ZM79 190H80V191H79ZM85 190H86V191H85ZM88 190H89L90 193H88ZM90 190H91V191H90ZM179 190H180V191H179ZM222 190H224V188H223ZM17 191H18V192H17ZM65 191H66V194H65ZM83 191L85 192V194H84ZM92 191H93V192H92ZM201 191H202L203 195H204V193L207 195V192H206V191L211 192L212 190H211V191H210L209 189H208V190H205V189L203 190V188H202ZM204 191H205V192H204ZM10 192H11V193H10ZM31 192H32L33 195L36 194V197L38 196L37 198L35 197V200L33 199L34 196H33V198H32V194H30ZM37 192H38V194H37ZM72 192H73V193H72ZM74 192H75V193H74ZM82 192H83V193H82ZM91 192H92L93 194H91ZM131 192H132V191H131ZM167 192H168V193H167ZM223 192H224V191H223ZM259 192L261 193V195H260L261 197H260L259 202H258V200H257V198L259 199V197H258L259 195L257 196V194H260V193H257L256 196H255V195H254V196L257 197V198H256V201H257L258 203H262V200H264V199L261 200V198L264 196V194H263L264 192H261V191H259ZM12 193H13V194H12ZM22 193H23V194H22ZM46 193H47V192H46ZM67 193H68V194H67ZM80 193H81V196L84 194V195L82 196V198H83L86 194H87V195L89 194L88 197L85 196V198L87 197L88 200H87V199H85V200H82V199H81V200H80V202L82 201L81 204H79ZM134 193H135V192H134ZM182 193H183V194H182ZM185 193H186L187 196H185ZM202 193H199V194H198V197L201 198L203 195L201 196L200 194H202ZM214 193H218V194H219V192H216V191H215ZM255 193H256V192H255ZM255 193H254V194H255ZM26 194H27V195H26ZM210 194L214 195L213 193H208V195L211 196V198H210V197H208V195H207V197L209 198V200H208V199H207V200L210 202V204H209V202L207 203V204H209L208 207L212 205L211 207L214 208V209L216 210L217 214L219 215V213H220L219 211H221V209L223 208L220 204L223 205V203H221V202H225V200H224V201H221L220 204H218V202L215 201V200H217V199H215L214 197L218 198L217 196H220V195L215 194V195H217V196H213V198H212V195H210ZM1 195H2V196H1ZM43 195H45V196L43 197ZM55 195H57L58 197L55 196ZM127 195H125V196H127ZM152 195L154 196V194H152ZM152 195H151V196H152ZM156 195H157V194H156ZM156 195L154 196V198H153V197H150V195H149V198H150V199H151V198H152V199H157V198H155ZM167 195H168V196H167ZM171 195H172V196H171ZM173 195H174V196H173ZM206 195H205V196H206ZM19 196L21 197V200H20V197H19ZM30 196H31V197H30ZM40 196H41V199H40ZM169 196H171V197H169ZM23 197H24V198H23ZM45 197H46V198H45ZM56 197H57V198H56ZM68 197L71 198V199H68ZM92 197L94 198V195H93ZM127 197H129V196H127ZM130 197H132V196L130 195ZM165 197H166V199H168V200H169V198H170V200L167 201V200L165 199ZM168 197H169V198H168ZM207 197H206V198H207ZM237 197H239V195H238ZM237 197H236V198H237ZM12 198H13L14 200H13ZM30 198H32V199L34 200V201H33L34 203H33V202H30V200H32V199H30ZM42 198H43L44 200H43ZM76 198H77V199H76ZM89 198H90V200H89ZM109 198H110L112 201H115L114 205H113V202H112ZM184 198H185V199H184ZM202 198H203V197H202ZM202 198H201V200H200L201 203L203 202V201H202V200H203ZM206 198H204V199H206ZM219 198H220V197H219ZM219 198H218V199H219ZM223 198H224V197H222L220 200H223ZM236 198H235V199H236ZM241 198H242V196L240 195V199H239V200H237L238 198H237L236 200L234 199V200H235V203H237V202H239V201L241 202V200L243 199V198H242V199H241ZM263 198H264V197H263ZM24 199H25V200H24ZM36 199H37V200H36ZM57 199H58V201H57ZM150 199H149V200H150ZM152 199H151L150 201H148V204H150V203L152 202V205H151V204H150V205L147 204V205H148V206H147V207H148V210H149V208L151 207L150 210L153 211V212H152V211L150 212V210H149L150 214L153 213V214L150 215L151 220H153V221L151 222V224H152V223H155V224H156V223H159V224H157V227H158V228H157L154 224H152L151 228H152V231H153L154 233L156 232V236L159 235L158 237H161V238L155 237L156 239L158 238L159 241H158V242L155 241L156 244L154 243V245H156V246H154L155 248L153 247V248L155 249V250L153 249V251L156 252V250H157L156 248H158L159 250H157V251H159V254H160V255H161V254H162V255L165 254V252H166V250H167V246H165V245H167L166 243L168 242V241L165 242V240H167V239L169 238L170 234L172 235V236H170V240L175 238V239H176V242H177V240H178L177 238L181 237V236L184 234V237H181V238H183L182 241L184 240L183 243L181 242V243L183 244V246H180V245H182V244H181L180 242H177V243H176L175 240H173L175 245L172 244L173 246H175V248H178L181 252H183V250H184V248H185V244H184V243H186V247H187V242H188V240H191V238H190L191 235H190V233H188L189 231H188L187 233H185L187 230L185 231L184 227H181L182 225H180V224L182 223V222H181L182 220L180 221V224L177 223V222H176V223H177V224H176L174 221L172 222V220H171V218H174L173 215L167 216V215H168V214H167V215H165V216H166V217H165L163 214H166V212H164V211L162 210V211L164 212V213H163V212H161V210H160V209H161V207H160L161 204H160V206H159V205H158L159 202H157L158 200H157V201L154 200L155 202H153ZM162 199H163V201H162ZM174 199L172 200L173 202H171V203H173V204H172L173 206H175V205H174ZM186 199H187V200H186ZM210 199H213V200H210ZM214 199H215V200H214ZM3 200H4V201H3ZM38 200H40V201L38 202ZM86 200L91 202V205H90V203H89V205H90L91 207L88 205L89 210H87L88 208H85V207H86L85 205L88 204V203H86V204L84 203ZM160 200H159V201H160ZM180 200H181V201H180ZM207 200H205V201L207 202ZM20 201H21V202H20ZM60 201H61V202H60ZM98 201H99L100 203H99ZM130 201H131V202H130ZM185 201H184V203H186ZM205 201H204V204L206 203ZM213 201H215L214 205L217 206V208H218L219 210L215 208V206L213 205ZM236 201H237V202H236ZM260 201H261V202H260ZM56 202H57V203H56ZM111 202H112V203H111ZM119 202H120V203H119ZM126 202H127V205L124 206V204H126ZM156 202H157L158 204H156ZM211 202H212V203H211ZM242 202H243V201H242ZM242 202H241V203H242ZM263 202H264V201H263ZM3 203H5V204H4V207H3ZM8 203H10V204H8ZM30 203H32V205H31ZM74 203H75V204H74ZM83 203H84L85 205H84ZM95 203H97V204L95 205L96 207H99V206H100L101 208L103 207V208L105 209V211H103V210H104L103 208H102L103 210H102V209L100 210L99 208H97V209H99L97 215H99V212H100V213L103 212V213L100 214V215H101V218H103L104 215H107V216H105V219H104V218L102 219L103 221H102L101 218H100L101 221L98 223V225L95 223L94 218H93V216H92V214L95 212L94 209L96 210V207L93 208V207H92V204L94 205ZM109 203H108V204H109ZM118 203H119V204H118ZM128 203H129V204H128ZM241 203H240V204H241ZM258 203H257V204H258ZM36 204H37L38 206H36ZM62 204H61V205H62ZM82 204H83L84 207L82 206ZM99 204H100V205H99ZM110 204H109V205H110ZM186 204H187V203H186ZM216 204H218V205H216ZM237 204H238V203H237ZM240 204H238V207H239ZM8 205H9L10 207H9ZM11 205H12V208H11ZM33 205H34V206H33ZM80 205L83 207V210L80 208ZM97 205H98V206H97ZM101 205H102V206H101ZM169 205H170V204H169ZM172 205H171L170 207H172ZM178 205H179V204H177V206H178ZM205 205H206V204H205ZM219 205H220L221 207H220ZM258 205H259V204H258ZM258 205H257V207H258ZM19 206H20V207H19ZM30 206H31V207L33 206V207H32L33 210H31V207H30ZM35 206H36V207H35ZM51 206H53V205H51ZM70 206H71V205H70ZM78 206H79V207H78ZM121 206H122V207H121ZM131 206H132V203H131ZM149 206H150V207H149ZM177 206H175V207L177 208ZM240 206H241V205H240ZM263 206H264V205L261 206V204H260V206H259L257 209H259L260 207L263 208ZM15 207H16L17 209H15ZM21 207H22V208H21ZM34 207H35L36 209H35ZM37 207H38V209H37ZM39 207H40L41 209H40ZM157 207H160V208L157 209ZM175 207H173L174 210H175ZM238 207H237V211L239 210L238 212L235 210L236 208L232 207L235 211L232 210V212H230L229 215H230L231 213L233 214V212H234L235 215H236V218L234 217V216H235L234 214H233V215L231 214L230 216H233V218H234L235 220L238 219V217L240 216L242 219H241L240 217H239V219H241L240 221H242V222L239 223V220H236L238 223H236V225H235L234 223H235L236 221L233 222V221L230 219L229 221L227 220V222H226V221H225V222L228 224V222L232 221L233 223H231V224H233V225L230 224V225H228V226H227V225L225 226V224H224L223 228H221L222 225L219 226L218 222H213V225H211V226H212V227L215 226V228L213 227V228L215 229V234H216V230H217V231L219 232V233H218V232H217V233L219 234V236L221 235V236H220L221 238H222V236H223L224 234L227 235V233H229L227 236L231 235L232 240H233V243H234V241H235V238H239V237L241 236L242 239H241V238L238 239V241H240V245H239L238 241H235V244H236V242H237V243H238V246H239L238 249H237V247H236V250H238L237 253L239 252V250H243V252H244L246 249H247V250L249 249L250 252H252L251 250H252L253 247H255V244H256V246H258L257 244H258V243L260 244L261 242L263 243V240H264V238H263V237H264V235H263L264 232L261 231L260 228H259L260 230H258V229H257L258 231L256 230V228H258V227H257L258 225H259V227L261 226V222H260L261 218H260V220H259V217H257V216L259 215L260 217H262V220H263V219H264V215H263L264 213L262 214V212H259L260 214H258V212H256L257 215H253V214H252L253 211L251 210V211H252V213H251L252 215H251V214H249V215L253 216V218H255L254 216H256L257 219H258V220H257V219L255 218V219L257 220V222H255V221H253V220H255V219H253L252 217H249V218H252V220L249 219L248 217H246V215H247L248 213L251 212V211L249 212V210H250L251 208L247 207V209H246V210H247V214H246V212H245L246 210H245V209H241V210H240V209H239L240 207H239V208H238ZM242 207H244V206L242 205L241 208H242ZM8 208H9V210H8ZM10 208H11V209H10ZM20 208H21V209H20ZM27 208H28V209H27ZM65 208L70 212L69 214H68V211H67ZM120 208H121V209H120ZM154 208H155V209H154ZM203 208H204V205H203ZM220 208H221V209H220ZM245 208H246V207H245ZM248 208H249V209H248ZM4 209H5L6 211H5ZM29 209H30V211H29ZM39 209H40V210H39ZM46 209H47V210H46ZM59 209H60V210H59ZM77 209H78V210H77ZM90 209H93V210H90ZM124 209H125V210H124ZM156 209H157V210H156ZM177 209H178V208H177ZM177 209H176V210H177ZM263 209H264V208H263ZM7 210H8V211H7ZM10 210L14 211V212H13L14 214H13ZM15 210L17 211L16 214H15ZM61 210H63V212H60ZM112 210H113V209H112ZM112 210H111V211H112ZM176 210H175V211H176ZM204 210L206 211V208H205ZM225 210H226V208H225ZM259 210L262 211L261 208H260ZM259 210H258V211H259ZM4 211L7 212V213H6L7 216H6V214H4ZM9 211H10L11 214L14 216V218H12V220L9 219V218H11L10 216H8V215L10 214ZM22 211H23V212H22ZM32 211L37 212L39 215L42 214L41 216H43L44 218L42 217V219H41V216H39L37 213H36V215H35L34 212H32ZM41 211H42V212H41ZM72 211H73V212H72ZM79 211H81V212H79ZM89 211H92V212L94 211V212H93V213H90ZM121 211L123 212V214H121V213H122ZM157 211H159L160 213H158ZM177 211H178V210H177ZM207 211H208V210H207ZM207 211H206V213H207ZM223 211H224V210H223ZM226 211H227V213H228V210H226ZM229 211H231V210L229 209ZM241 211H243V213L245 212L244 215H245V214H246V215L244 216L243 213H241ZM255 211H256V210H255ZM8 212H9V214H8ZM21 212H22V213H21ZM30 212H31V213H30ZM59 212H60V213H59ZM78 212H79V213H78ZM124 212H125L126 214H124ZM156 212H157V213H156ZM178 212H179V213L182 212V211L180 210V208H179V211H178ZM178 212H176V213L179 214ZM236 212H237V214L239 213V214H238L239 216L236 214ZM40 213H41V214H40ZM62 213H63V214H62ZM65 213H66V214H65ZM127 213H128V216H125V215H127ZM154 213H155V214H154ZM161 213H162L163 216L160 215ZM173 213H174V212H173ZM176 213H175V214H176ZM254 213H255V212H254ZM11 214H10V215H11ZM28 214H29V215H28ZM64 214H65L66 216H65ZM67 214H68V215H67ZM90 214H91V215H90ZM94 214H96V212H95ZM94 214H93V215H94ZM102 214H103V216H102ZM112 214H114V215L116 216V218H115V216L112 215ZM177 214H176V215H177ZM180 214H181V215H180ZM180 214H179L180 216H182V215L184 216V214H182V213H180ZM3 215H4V216H3ZM32 215H33V218H37V215H38L39 218H37V219H38L39 221L36 219V220H37L36 223L39 224V225H38V226H39V229H40V226H41V229H40V230L38 229V230H39L38 232L41 233L42 235H44V236L42 237V236H40L41 234H38V235H39L38 237H39V238L42 237L43 239H41V240H40V239H37V241H38V240H39V241H38V242L36 241L34 247L31 246V242L28 243V242H29L28 240H30V235H28V234H30L29 232H32V230H31V231L29 230V229H30V225H28V224H26V223L23 224V223L25 222L24 219H25L28 223H30V221H31V220H30V217L32 218ZM87 215H88V216H87ZM89 215H90L91 218L89 217ZM100 215H99V216H100ZM110 215H111V217H110ZM158 215H159V216H158ZM179 215H177V216H179ZM17 216H18L20 219H22L24 222H21L22 220L19 221L20 219H19ZM20 216H21V217H20ZM23 216H25V218H24ZM34 216H36V217H34ZM113 216H114V217H113ZM117 216L122 220V222H120L121 220H120L119 218H117ZM153 216H154V217H153ZM183 216H182V217H183ZM243 216L246 217V218H248L249 221L251 220V221L254 222V224H253V222H251V221L249 222L248 220H246V218H245V221H244L245 223L248 221L247 224H246L248 228L250 227V225H249L248 223H250V224L252 223V227H253V226L256 227V228H254L255 230H253V228H252V230H251V229H250L251 227L249 228L252 232L254 231L253 233H254L255 236L253 235L252 237H256V234H257V236L260 235V232H261V234L263 235V237H262V235L260 236L261 239L263 238V240H262L261 242H260V237H259V238L257 237V238L259 239V242H256V241H258L257 238L252 239V240H256V241H255L256 243H254V242L252 241V243H251V248H250V244L246 243V241L249 240V239L246 240V236H247V234H248L249 231H250L249 229H248L247 231H245L246 236H245L244 231H242V229H241V233L243 232L245 239H243L244 237H242V235H240L241 233H240V234H239V233H237V234L235 233L236 236H234V239H233V236H232V235H233V232H235V231L237 232V230L239 229V227H240L241 224L244 225V226L241 225L243 228H247V227H245L246 225L243 224V220H244ZM1 217H2V218H1ZM3 217H4V218H3ZM7 217H8V218H7ZM58 217H59V218H58ZM61 217H64V218L62 219ZM122 217H123V218H122ZM124 217H125V218H124ZM161 217H162V218H161ZM167 217H169V218L167 219ZM170 217H171V218H170ZM218 217H219V216H218ZM6 218H7V221H8V219H9V224H10V225H9L8 227H7L8 224L6 223V221H4V220H6ZM17 218H18V219H17ZM26 218H27V219H26ZM45 218H46V219H45ZM112 218H113V219H112ZM126 218H127V219H126ZM154 218H155V219H154ZM226 218L229 219V216L226 217ZM226 218H225L224 220H226ZM231 218H232V217H231ZM58 219H60V220H58ZM68 219H67V220H68ZM107 219H108V222H106ZM160 219H161V220H160ZM176 219H177V218H176ZM178 219H179V218H178ZM178 219H177L176 221H178ZM180 219H182V218L180 217ZM221 219H222V218H221ZM234 219H233V220H234ZM33 220L35 221V219H33ZM40 220H41V221H40ZM43 220H45V221H43ZM61 220L64 222L62 225H60V224L62 223ZM119 220H120V221H119ZM154 220H155L156 222H155ZM169 220H170V221H169ZM216 220H217V219H216ZM1 221H2V222H1ZM13 221H14V222H13ZM15 221H16V222H15ZM74 221H75V222H74ZM104 221H105V225H104V226H106V228H102V226H103V222H104ZM109 221H111L112 224H110L111 222L109 223ZM118 221H119V222H118ZM157 221H158V222H157ZM159 221H160V222H159ZM214 221H215V220H214ZM218 221H221V220H218ZM222 221H223V219H222ZM222 221H221V223L224 222V221H223V222H222ZM263 221H264V220H263ZM263 221H262V222H263ZM59 222H60V223H59ZM76 222H78V223H76ZM166 222H167V223H166ZM169 222H170V224H169ZM12 223H13V224H12ZM19 223H20V224H19ZM106 223H107V224H106ZM116 223H117V224H116ZM134 223H135V222H134ZM164 223H165V224H164ZM171 223H172V224H171ZM219 223H220V222H219ZM257 223H259V224H257ZM48 224H49V221H48ZM53 224H56V221L53 222ZM66 224H67V223H66ZM76 224L79 225V226H77ZM163 224H164V225H163ZM178 224H179L180 226H179ZM183 224H184V223H183ZM199 224H200V222H199ZM199 224H198V226H194V230H197V231L200 230V231H201L202 228H203V225L205 226V224H203L200 228H198V227L201 225V224H200V225H199ZM238 224H240V225L238 226ZM256 224H257V226H255ZM262 224L264 225V223H262ZM5 225H6V226H5ZM22 225H23V228H22ZM94 225H95V226H94ZM111 225H112V226H111ZM124 225H125V226H124ZM159 225H160V226H159ZM165 225H166V226H165ZM170 225H171V226H170ZM172 225H173V226H172ZM176 225H178V226L176 227ZM184 225H185V224H184ZM195 225H196V224H195ZM234 225H235L236 227H238V228H235ZM263 225H262V226H263ZM17 226H20V228L17 227ZM38 226H37V227H38ZM75 226H77V227H75ZM174 226H175L176 228L179 227V228L177 229L178 231L181 230V229L183 228L182 230H183L184 232H183V231H180V232H183V234H181L180 232L177 233V231L175 230V227H174ZM43 227H44V229H43ZM85 227H86V228L88 227V228H87L88 231L86 230ZM112 227H113V228L116 227V228L114 229V232H113V230H112ZM153 227H154V228H153ZM172 227H173V228H172ZM180 227H181V229H180ZM185 227H186V226H185ZM205 227H206V226H205ZM212 227H211V228H212ZM231 227H232V229H235V231L231 229V231H233V232H229ZM6 228H8V229H6ZM12 228H13V229H12ZM14 228H15V229H14ZM21 228H22V229H21ZM77 228H78V229H77ZM156 228H157V229H156ZM168 228H169V229H168ZM170 228H171V229H170ZM225 228H229V229H228L229 231H227ZM261 228H262V227H261ZM11 229H12V230H11ZM16 229H17V230H16ZM25 229H26V230H25ZM153 229H154V230H153ZM164 229H165V230H164ZM187 229H188V228H187ZM205 229H206V228H205ZM207 229H208V228H207ZM7 230H10L11 232L8 231V233H9V234H8V233H7ZM24 230H25V231H24ZM28 230H29V232H28ZM156 230H157V231H156ZM239 230H240V229H239ZM239 230H238V231H239ZM243 230H244V229H243ZM245 230H246V229H245ZM5 231H6V232H5ZM19 231H20V232H19ZM42 231H45V232H42ZM47 231H48V230H47ZM64 231L66 232V230H64ZM97 231H99L100 233L98 234ZM110 231L107 232V233L109 234ZM165 231H166V232H165ZM174 231H175V232H174ZM200 231H199V233H201ZM221 231H225V232H221ZM259 231H260V232H259ZM17 232L20 233V234H18ZM26 232H27V233H26ZM60 232L62 233L63 230H61ZM60 232H59V233H60ZM75 232H76V231H75ZM75 232H73V235H74V236H76V235H82V233L78 234L77 232H76V235H75ZM90 232H89V233H90ZM119 232H120V231H119ZM171 232H172L176 237H177V236H178V237L176 238L175 236H173V234H172ZM220 232H221V234H220ZM247 232H248V233H247ZM252 232H251V233H252ZM255 232H256V234H255ZM257 232H258L259 234H258ZM262 232H263V233H262ZM11 233H12V234H11ZM13 233H14V234H13ZM16 233H17V234H16ZM21 233H22V234H21ZM48 233H49V231H48ZM96 233H97V235H96ZM101 233H102V235H100ZM112 233H111V234H112ZM121 233H122V232H121ZM121 233H119V235H121ZM169 233H170V234H169ZM251 233H250L249 236H251ZM253 233H252V234H253ZM7 234H8V236H7ZM15 234H16L17 236H16ZM62 234L65 235V233H62ZM93 234L90 233V234H88V235H92V237H93ZM111 234H110V235H111ZM115 234H116V233H115ZM115 234H112L113 237H114V239H115V236H116ZM123 234H124V233H123ZM123 234H122L121 237L124 239V238L126 237L125 235H127V234L124 235L125 237H123ZM177 234H178V235H177ZM179 234H181V235H179ZM186 234H187V239H188L187 241L185 240V239H186V236H185ZM218 234H217V236H216V235H215V236L212 235V237H215V238L218 237V238H220V237L218 236ZM222 234H223V235H222ZM238 234H239L240 236H239ZM2 235H3V237H2ZM73 235H72V236H73ZM119 235H118L117 237H119ZM200 235H201V234H200ZM237 235H238L239 237H237ZM5 236H6V237H5ZM14 236H15V237H14ZM53 236H54V237H53ZM96 236H97V237H96ZM188 236H189V237H188ZM249 236H247V238H248ZM1 237H2V238H1ZM4 237H5V238H4ZM7 237H8L9 240L7 239ZM19 237H20L21 239H20ZM22 237H26V238L22 239ZM27 237H29V238H27ZM78 237H79V236H78ZM81 237H82V236H81ZM81 237H79V238H80V239H83V238H81ZM83 237H84V236H83ZM89 237L92 238L91 236H89ZM121 237H119V239H115V240H118V241H119V242H118V241H116V242H117L118 244H121V243L124 242L125 245H126V239H127L128 236H127L124 240H123ZM164 237L166 238L165 240H163L165 243L161 240V239L164 238ZM171 237H172V238H171ZM173 237H174V238H173ZM201 237H202V235H201ZM201 237L199 236V238L203 240V238H201ZM212 237H211V240L213 239ZM225 237H226V236L224 235V237H223L222 239H224ZM229 237H230V236H229ZM229 237H228V238H229ZM252 237H249V238H250L249 242L251 241V238H252ZM12 238H13V239H12ZM64 238H67V237H64ZM84 238H85V237H84ZM120 238H121V239H120ZM184 238H185V239H184ZM207 238H209V237H207ZM218 238H217V239H214V241H215V240H218ZM221 238H220L218 241L222 240ZM1 239L3 240V242L1 241ZM4 239H5V240H4ZM17 239H19V240H23V241H20V242H19V240H17ZM26 239H28V240H26ZM44 239H45V240H44ZM86 239H87V238H86ZM99 239H100L103 243H102ZM179 239H180V238H179ZM193 239H194V238H192V240H193ZM230 239H231V238H230ZM240 239L242 240V242H241ZM6 240H8V243L6 242ZM90 240H92V239H90ZM115 240L112 239L111 244H112L113 242H115ZM168 240H169V239H168ZM192 240H191V241H192ZM202 240H199V241H198V239L193 240V241H195V242H194L195 245H196L197 241H198L199 243H201V244H198V243H197L198 246H200V247H198V246L196 245L198 248H200V249H199L200 252H201V250L203 251V248H202V247H203L204 244L202 245ZM236 240H237V239H236ZM243 240H244V241H243ZM245 240H246V241H245ZM12 241H13V242H12ZM171 241H172V240H171ZM171 241H170V242H171ZM178 241H179V240H178ZM180 241H181V239H180ZM185 241H186V242H185ZM191 241H190V242H191ZM203 241H204V240H203ZM223 241H225L223 245H225V243H229L227 246H224V247H227L226 250H229L228 247H229V245H231L232 241H231V240H228V239H227V240L224 239ZM5 242L7 243V245H5V244H6ZM44 242H45V244H44ZM47 242H48V243H47ZM56 242H57V241H56ZM120 242H121V243H120ZM162 242H163V243H162ZM211 242H212V241H211ZM220 242H221V241H220ZM244 242H245L244 245L246 246V245L248 244L249 248H247L248 246H246V247H245V246H241ZM2 243H4V244H2ZM37 243H39V244H37ZM95 243H94V244H95ZM99 243H98V244H99ZM117 243H114V244H117ZM157 243H158V244H157ZM192 243H193V242H191V244H192ZM216 243H217V245L220 247V245H221L222 242H221V243H219V242H214L213 244H216ZM218 243H219L220 245H219ZM262 243H261V244H262ZM8 244H9V246H8ZM10 244H11V247H10ZM18 244H19V245H18ZM94 244H93V245H94ZM111 244H109L108 246H109V249H112V250H113V244H112V245H111ZM162 244L165 246L164 248L162 247V246H163ZM188 244H189V242H188ZM191 244H189V246H191V248L194 247V251H193V249H191V251H192V256L194 257V256L198 253V254H197L198 257L196 256V257L193 258V259H195V260L198 262V264H199V261L201 262V261L204 260L205 262L203 261V262H201V263L206 264V263H207V262H206L207 256H206V255L204 256V254H206V252H205L203 255H201L203 252L200 253V252L198 251L197 253H195V252H196V250H195L196 246H193L194 244H193V245H191ZM213 244H211L212 247H214ZM235 244H234V245L232 244V246H233L234 249H235V247H234ZM261 244H260V245H261ZM2 245H3V246H2ZM37 245H38V246H37ZM40 245H41V246H40ZM70 245H71V244H70ZM95 245H96V244H95ZM95 245H94V246H95ZM107 245H106V246H107ZM125 245H124V246H125ZM157 245H158V247H157ZM178 245H179V246H178ZM262 245H263V244H262ZM5 246H7L8 248L5 247ZM13 246H14V247H13ZM30 246H31V247H30ZM39 246H40V247L48 246V249L50 248L52 251L49 250V253H48V251H47L46 248H45L46 250L44 251V250H43L44 247L40 249ZM108 246H107V247H108ZM124 246L120 245V247H121L122 249L124 248ZM126 246H127V245H126ZM189 246L187 247V249L185 248L186 251H187L188 249H190ZM211 246L208 244V247H211ZM218 246H217V247H218ZM221 246H222V245H221ZM240 246H241V248H242V247H243V248L245 247V250H244V249H239ZM24 247H25V248H24ZM51 247H53L54 250H53V248H51ZM97 247H98V245H97ZM107 247H106V248H107ZM215 247H216V246H215ZM259 247H260V246H259ZM261 247H262V246H261ZM1 248H3V249L1 250ZM19 248H22V249H19ZM33 248H35V250H33ZM198 248H197V250H198ZM220 248L222 249L223 246L220 247ZM220 248H219V249H220ZM229 248H230V247H229ZM233 248L231 247L230 249L232 250ZM7 249L10 250L9 253H8ZM17 249H19V250H17ZM31 249L33 250L32 252H31ZM58 249H59V250L61 249L60 252L58 251ZM66 249H65V250H66ZM98 249H99V247H98ZM100 249H99V250H100ZM104 249H105V248H104ZM104 249L102 250V252L104 251ZM107 249H108V248H107ZM126 249H127V247L124 249V251H125ZM165 249H166V250H165ZM178 249H177V250H178ZM216 249H217V248H216ZM224 249H225V248H224ZM234 249H233V250H234ZM255 249H258V248L255 247ZM255 249L253 248V251H254ZM262 249H263V247H262ZM262 249L259 250V251L256 250L255 252L260 256V258L263 256L261 259L264 260V253H263L264 250L262 251ZM13 250H14V253H13ZM15 250H16V252H15ZM24 250H25V251H24ZM28 250H29V251H28ZM62 250H63V251H62ZM105 250H106V249H105ZM209 250H210V252H211L212 254H214V253L217 251V250L215 251V249H213V250H212V249H209ZM236 250H235V252H236ZM247 250H246V251H247ZM3 251H4V252H3ZM5 251H6V252H5ZM17 251H18V252H17ZM40 251H41V252H40ZM42 251H43V253H42ZM46 251H47L48 255L45 253V254H46V256H45V255H44V252H46ZM91 251H92V250H91ZM218 251L220 252L221 250H218ZM218 251H217V254L219 253ZM246 251H245V253L249 254L248 251H247V252H246ZM21 252H24L26 256L23 255L24 253H21ZM29 252H31V255H34V257H35L34 260L38 257V258H37L38 261H37V260L34 261V260L32 259V256L30 257V253H29ZM33 252H34V254H33ZM94 252H98V255H101V254H102L100 251H95V250H94ZM128 252H129V251H128ZM213 252H214V253H213ZM229 252H231V251H229ZM233 252H234V251H232L231 253H233ZM15 253H16V254H15ZM35 253H36V254H35ZM37 253H38V254H37ZM60 253H61V254H60ZM72 253H74V252H72ZM100 253H101V254H100ZM194 253H195V254H194ZM240 253H241V251H240ZM252 253H253V252H252ZM261 253H263V255H262ZM3 254H4V255H3ZM6 254H7V255H6ZM10 254H11V255H10ZM51 254H53V256H52L51 259H50V255H51ZM59 254H60V255H59ZM74 254H75V253H74ZM93 254H94V253H93ZM95 254H96V253H95ZM103 254H104V252H103ZM103 254H102V259H101V260H100V257H99V256H98L99 258L95 256V259H94V257H93V258L90 257L91 259H93V261H91V262H89V261L91 260V259H89V258H88L89 260L86 261V258H87V257L84 256V255H83L84 258H81L82 256L80 257V256H77V255H76V257H75V256H70V257H73V258H74V257H75V258L79 257L80 259L77 258V259H75V261H73V262L75 263V262H77V260H79V261H78V262H80L79 264H81L82 261H83L84 264H86L87 262H89L90 264H95L96 262H95L94 260H96V258L98 259L97 261H99L100 263L102 262L103 264H104V263L109 264V262L107 261L108 258L105 256V254H104V256H103ZM125 254H126V261H128L127 258H130V257H128V255H127L128 253H127L126 251H125ZM199 254H200V255H199ZM219 254H222V253H219ZM233 254H236V253H233ZM233 254H232V255L230 254V256H232V259L237 258L238 255L236 254V256H233ZM238 254H239V253H238ZM8 255H9V256H8ZM27 255H28V257H27ZM35 255H37V257H36ZM61 255H63V256H61ZM66 255H67V256H66ZM71 255H72V254H71ZM89 255H91V254L89 253L87 256H89ZM129 255H131V254H129ZM261 255H262V256H261ZM11 256H12V257H11ZM55 256H56V255H55ZM64 256H65V257H64ZM92 256H93V255H92ZM203 256H204V257H203ZM214 256H216V255L214 254ZM217 256H219V255H217ZM6 257H7V258H6ZM8 257H9V258H8ZM29 257H30V258H29ZM62 257L65 258V259H62V260H61ZM85 257H86V258H85ZM104 257L107 258V259H106L107 262H105V259H103ZM202 257H203V258H202ZM234 257H235V258H234ZM247 257L250 258L249 255H247V256L245 257V256H243V255L241 254V259H240L239 261H241L242 258H244V259H245V260L243 259V260H244L243 263H244L245 261L248 260ZM3 258H6V259H3ZM41 258H42V259H41ZM73 258H71V259H73ZM116 258H118V257H115V261H116L115 264H118V263L121 264L120 262H118V261L116 260ZM216 258H217V257H216ZM239 258H240V257H238V259H239ZM2 259H3L4 261H3ZM18 259H19V260H18ZM28 259H29V260H28ZM39 259H41V260H39ZM43 259H44V260H43ZM82 259H83V260H82ZM238 259H236V260H238ZM8 260H9V261H8ZM14 260H15V261H14ZM32 260H33L34 262H32ZM73 260H74V259H73ZM80 260H81V261H80ZM118 260H119V259H118ZM129 260H132V259H129ZM250 260H251V259H250ZM250 260H248V261H250ZM25 261H26V262H25ZM39 261H40V262H39ZM53 261H51V262H53ZM71 261H72V260H71ZM84 261H86V262H84ZM248 261H247V262H248ZM16 262H17V263H16ZM21 262H22V263H21ZM60 262H61V263H60ZM93 262H95V263H93ZM99 262H98L97 264H99ZM130 262H131V261H130ZM231 262H232V260H231ZM233 262H234V261H233ZM235 262H236V261H235ZM251 262H252V261H251ZM55 263H56V262H55ZM55 263H52V264H55ZM128 263H129V261H128ZM131 263H132V262H131ZM201 263H200V264H201ZM245 263H246V262H245ZM245 263H244V264H245ZM248 263H249V264H253V263H250V262H248ZM248 263H247V264H248ZM70 264H72V263L70 262ZM75 264H78V263H75ZM87 264H88V263H87Z\"/></svg>","mask_w":264,"mask_h":264}]
</instances>
